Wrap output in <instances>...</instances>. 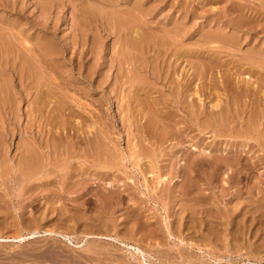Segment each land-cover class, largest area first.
Wrapping results in <instances>:
<instances>
[{"label":"rangeland","instance_id":"obj_1","mask_svg":"<svg viewBox=\"0 0 264 264\" xmlns=\"http://www.w3.org/2000/svg\"><path fill=\"white\" fill-rule=\"evenodd\" d=\"M83 20H84V22H83ZM237 23H239V24H237ZM135 30L137 33L135 32ZM138 32H139V34H138ZM211 32H212V34H214L213 36L211 35ZM216 32L217 33L219 32L218 35L216 34ZM140 33H141V35H140ZM206 33L207 34L209 33V34L207 35ZM133 34H135V35H133ZM137 34L139 36H141L139 38H143V40H141V41H144V42H141L139 40L140 43L135 42L138 45L134 44V41L135 40L138 41V39H139ZM177 35H179L180 37ZM182 35H183V37H182ZM135 36L137 37V39ZM209 36H212L213 39H211V37H209ZM133 37H135V38H133ZM208 38L210 40H208ZM215 38H217L219 41H217ZM225 38L227 40V41L225 40L226 42H224ZM41 39H42V41H41ZM132 39H133V42H132ZM211 40L213 43L211 42ZM204 41H206V42H204ZM229 41H231V42H229ZM0 42H1L0 43V103L3 100L2 102H4V105H5L4 107L6 110L9 109V106H11L10 110L11 109L13 110V108H14L13 106H15V104L17 103L15 108L19 109V111H20L19 114L21 116L20 117L21 121L19 120V123L18 122L17 123H18V125L20 124L19 128L22 129V131L20 130L21 134L18 133V131L15 129V136H14V138H12L11 142L9 141L11 146H10V148H8V154H7L8 157H7V160H5L4 164L7 165V162H8V164L9 163L10 164L7 165L6 167L3 164V166H4L3 167L0 163V264H86V263L87 264H149V263L150 264L151 263L152 264H154V263L155 264H180V263L181 264H264V189H263L264 185H262V183H261V181L264 179V177H263L264 176V163L260 164L258 166L259 168H257L254 171V173L252 172V174L249 175L250 177L251 176H253V177L250 178V177H248V175H245L249 180L246 181L247 178L245 176H240L237 178V180L235 179L234 182H236V184H234V182H233V184L231 182L230 183L231 185L225 184L228 187L227 188L224 187V189H223L224 183H228L225 181H228L227 175L229 173H231V170L228 167H226V169H224V172H225L224 173L222 170L224 168L223 167L221 169L222 172L218 171L219 176L221 173L223 175L221 174L222 176H220V177L217 176V178H219V180H220L217 182V179H215V176L214 177L212 176V175H214L213 170H215V167H213L214 169L212 168V164L210 161L213 160V157H216L217 153L218 154L221 153V155L224 157L227 156L228 160L230 159V161L232 158V160L234 161L236 159L235 157H237V156L233 155L234 156V158H233V156L228 152L229 151L231 152L232 149H233L232 151H234V150H236V147L240 146L239 147L240 148L239 154H241L240 152L244 151V147L243 146L241 147L240 142L234 138H230L228 140V138L226 137L227 139L225 141H224V139L220 138L222 140L218 141V138L214 137L215 141H212V140H214V138L212 139V137L214 136L213 133H212L213 134V136H212V134L208 133L207 131H206V133L205 132H199V131L196 132V129H193L191 131L189 124H186L187 122L189 123V121H188L189 116H187V113L183 112V110L180 109V107L177 106L176 104H174V106L170 105L171 103L169 102V100L172 99L171 98L172 94L170 92L171 89H169V87H168V84H170L169 82H171V81L179 82V80H180V82L182 81L181 84L185 85V79L191 78L188 76L190 74H192V72L194 71V67L196 68V70L199 71V73L203 72V69H204V71H205L203 73L204 77L206 76V72H207L208 78L206 77L207 78L206 79L203 77V79H202V78L196 77L197 79L195 78V81L193 79L192 80L193 83L191 82L192 84L187 88V90L189 88L191 89V90L190 89L188 90L189 93H192L196 90L199 91V89H200L199 92L201 95H199V96L201 98L198 96L194 97L192 95H188L189 93H187V96H189L188 98L186 95L184 97H182V99H184V100L187 99L186 102L191 101L190 97H192V99L195 98L189 103H192V102L195 103L196 102L194 104V107L195 108L197 106L198 107L196 109L194 107L193 108L197 111L199 110L198 108H200L199 106H201L200 109H203V107L204 108L206 107L205 108L206 113L201 116L203 121H207L206 119H209L208 118L209 115H208L207 111H209L208 109L211 108L210 101L213 99L214 90L215 91L217 90L218 94L220 91L221 99H222V107L224 109L225 108L227 109L229 104H226V103L230 102L231 100H228L230 97H228L229 94H228V91L226 89L231 88L230 87L231 82L229 83L226 79L228 77L231 78L233 74H234V76L231 78L233 80H234V78L238 79L239 77L243 80L244 77H246L245 79H247V77H248L249 79H247V80H248L249 85L247 87L253 88V89H251V88L248 89L247 94H248L249 98L247 97V94L245 97H243V100H245L244 103L246 102L245 104H247V103L250 104L252 100L254 101V98L256 100V97H254V96H253L254 98L252 100H250L252 97L251 95L253 94V91L255 90L254 92H256L258 90H260V91L264 90V71L262 70V69H264V0H0ZM221 42H222V44H221ZM33 45H34V47H33ZM44 47H46V48H44ZM154 48H155V50H157L159 48L160 49V50L158 49L159 52L155 51ZM161 48L163 50L166 49L165 51H169V52L165 53L163 50H161ZM136 50H137V52H136ZM160 51H162V53H165L166 56H165V54L162 55V53ZM254 51L255 52L259 51L261 53V55L259 53H255ZM156 52H157V54H156ZM36 54H38V55H36ZM133 55L135 58L133 57ZM249 57L252 58L251 59V61H253L252 63H250ZM241 58L243 59L242 63H244V66L243 65L241 66L242 63L240 62V67H239V72H238L233 68V66H235L236 63H239V60L241 61ZM253 58L256 59L255 61L259 60L258 63L259 64L262 63L263 65L261 64L258 67H256V65H258V64H257V62L254 61ZM177 59H179V60H177ZM260 59H262V60H260ZM37 61H39V62H37ZM142 61H144V62H142ZM206 61H207V63H206ZM220 62H221V64H220ZM254 62L256 63V65L254 64ZM158 63L162 66L159 67ZM191 63L193 66L191 65ZM133 64H135V65H133ZM212 64H214V66H212ZM132 65H133L134 69L132 68ZM138 65H142V66H138ZM154 65H157V66H155L153 68ZM174 65H177V66H175V67H177L176 68L177 70L174 71L175 73L172 72L171 77L169 75V79L171 78V80L168 79L169 82L168 81L165 82L166 80H164V82L167 83L166 84L167 86H164L165 83L162 82L161 80L155 81L156 79L154 80V78L152 77V74L149 75L148 74L149 71L146 72L147 70H150V72L155 71L156 73H154V74H159V70L162 69L161 67H163V69L165 70L166 67L168 68L169 66L172 67ZM229 65H231V67H229ZM238 65L239 64H237V66ZM150 66H151V68H150ZM146 67H147V70L145 71ZM171 67H169V68H171ZM201 67L203 69H201ZM204 67H206L207 70ZM259 67L262 69H260ZM139 68L141 69V71L139 70ZM230 68H231V70H230ZM233 69L235 70V73H234ZM242 69H243V71H242ZM198 71H196V72L198 73ZM240 71H241V73H240ZM186 74H187V76H186ZM228 74L229 75L231 74V75L228 76ZM144 75H146V76H144ZM179 75H180V77H179ZM184 75H185V77H184ZM235 76H237V77H235ZM225 77H226V79H225ZM221 78H223L224 81ZM241 79H239V80H241ZM115 81H117V82H115ZM204 81H206V83ZM210 81H212L211 85H213V86L208 84ZM215 81H219L220 84H218V82H216L217 84H215ZM221 81H222V83H221ZM226 81H227V83H226ZM236 81H238V80H236ZM19 83L20 84L22 83V86H20ZM195 84H197V85H195ZM222 84L224 87L222 86ZM226 84L229 87H227ZM202 85H203L204 89H203ZM214 85H215V87H214ZM172 86H175V85L172 84ZM210 87H214L215 89L211 88V91H210L209 90ZM33 88H34V90H33ZM192 89H195V90L192 91ZM205 89H207V90L205 91ZM19 90L22 91V94L17 93V91H19ZM223 90L227 91V92H223ZM202 91H205L207 93V94L205 93V98L203 96L204 92L201 93ZM221 91H222V93H221ZM257 93H259V91ZM222 94H223V96L225 95L224 98H222L223 97ZM227 94H228V96H227ZM41 95H43V96H41ZM44 96H45V99H47L46 100L47 105H42V103H41V101L44 99ZM168 96H170V97L168 98ZM206 98H209V99L206 100ZM210 98H211V100H210ZM200 99H203L204 101L203 100L201 101ZM246 99L248 101H246ZM162 100H164V101L166 100V101L164 102ZM263 100H264V98L262 99V102H263ZM144 101L147 102V104H149V105H147ZM141 102H144L147 106ZM166 102H167V104H166ZM200 102H202L201 103L202 105L199 104ZM208 102L210 103V105H208L209 104ZM254 102L256 103V102H258V100L254 101ZM204 103L205 104L208 103V104L205 105ZM223 103H224V106H223ZM239 103H241L239 105L242 106V103H243L242 99H240ZM2 104L3 103H1L0 105H2ZM88 104H89V106H88ZM155 104H157V106H155ZM249 104H247V105H249ZM263 104L259 105L260 108L262 107L261 108L262 110L259 108V110L262 111V114L260 113L261 112L260 111V112L256 113L257 117L252 116V117H250L251 119L247 118V115L244 114L242 117L245 120L243 121L242 125L240 123L241 121L238 122L239 123V125H238V123L234 122L231 119V117L228 116L225 112V115L228 116V117H225V120H227V118H229L228 120L230 121L229 122L227 120L226 123H230V124L234 125L235 128L239 129L240 127H242L247 122L246 120H248L249 123H251V120H252L253 121L252 123H254L258 118L259 119L262 118L263 120L260 119V122H262V125H261L262 127H261L260 131H262V129L264 131V128H263V125H264V114H263L264 113L263 112L264 107H263ZM63 105H64V108H63ZM163 105H165L166 107ZM209 106H210V108H209ZM207 107H208V109H207ZM15 108H14V110H16ZM34 108H36L38 110L37 121L39 123L42 121L43 125H42V123H41V125L45 126V128L43 127L44 129L50 127L52 125L50 123L53 122V125H52L53 129L55 128L53 131L56 132L55 134L57 135L58 131L59 132H60V130L63 131L62 128L66 127V130H67L66 131L67 132L66 137L64 136L65 134H63L62 132L59 133L61 137L58 134V137L61 138V141L64 137H65L64 138L65 141H67L66 140L67 138L74 139V137H75V140L77 139L78 144L79 145H80V143L82 144V145H80V147L82 149L85 148V150H83V153L87 152L86 153L87 155L85 154L86 155V158H85L86 163L84 164V162H83V166L85 165L87 172L93 174V175L90 174L91 175L90 179L88 178L89 175L86 176L87 178L86 177L85 178L88 179L87 181L90 182V183L88 182L89 187H92V188L95 187L94 189L95 190L97 189L96 191L93 189L94 191L92 192L93 193L92 195H95L96 197L100 196L101 198L98 197L99 200L94 199L95 197L92 195H89V197L85 196L83 201L82 200H81V202L79 201V204L84 202L83 204L85 205L83 207L81 206L82 208L80 210L77 206V205H79V204H77L78 201L76 199H74L78 195V193H77L78 189L74 190V192H72V193H69L68 194L69 196H67L66 194L64 195V193L61 190H58V187L60 188V186H61V184H59V182L63 183L61 177L58 176V174H56L55 176L53 175L54 179L57 180V183L52 185L51 188H49L47 186H39V185H36L34 187V183L27 184L26 181H24V182L22 181V180H24L25 177L23 175H21L22 173L19 170H17V172L13 170V167L15 166V162H13V163H11V162L14 159L17 160L16 157L20 155V151L18 149L21 147L20 146V145H22L21 143H23V138L25 139V137L26 138L29 137L30 133L31 134L33 133V131H31V130L34 129V132H35L36 128H34V126L31 127L32 121L29 120L30 118H31V120H33L32 117H34V114H33ZM158 109L161 111L159 112ZM39 110H40V112H42V114L39 112ZM211 110H213V108H211ZM31 112H32V115H30ZM152 112L154 115L151 114ZM236 112H238V111H236ZM232 113H230V115ZM39 114H41L40 117H39ZM168 114L169 115L172 114L171 117L168 116ZM131 116H133L134 118H132ZM205 116H206V118H205ZM8 117L9 116H7V119L5 118L6 121L4 119V122L6 124V125L4 124V126L6 129H9L10 131L12 129V131H13V129L15 128V127H13L14 126L13 122H15V121L12 122L11 119L8 120ZM146 117H147V119H146ZM179 117H181V118H179ZM201 117H200V120H202ZM39 118L41 121L38 120ZM144 119H145V121H144ZM254 119H255V121H254ZM28 120L30 122H28ZM43 120H45L46 122L44 123ZM48 120H49V123H47ZM149 120H150V122H149ZM174 120H175V122H174ZM8 121H9V123H8ZM54 121H55V123H54ZM146 121H148L150 123V125H153V127H150L149 123ZM151 121L153 122V124L151 123ZM154 121H156V122L154 123ZM178 121H179V123H178ZM60 123L64 126L61 127ZM147 123H148V125H147ZM7 124L8 125L13 124V125H11V128H7V126H8ZM45 124H47V125H45ZM66 124H67V126H66ZM25 125H27L28 127L30 126L33 129L29 130L28 127H26ZM55 125H57V127H59V128H57ZM94 125L96 126L95 128H94ZM143 125L146 127H144ZM46 126H48V127H46ZM77 126H78V130H77ZM90 126H92V127H90ZM142 126L146 129H144ZM148 126H149V128H148ZM173 126L176 128V130L179 127V132H177L178 130L176 131ZM183 126H185V127L187 126V128H184ZM24 127H26L27 130H25ZM98 128L100 130L97 131ZM147 128L150 129L151 131L147 130ZM141 129L145 130L142 132L143 134L142 133L139 134ZM171 129H173V130H171ZM180 129L182 132H184V130H186V131L184 133H182L180 131ZM187 129H188V131H187ZM56 130H58V131H56ZM68 130H70V131H68ZM76 130L77 131L81 130L82 132L79 131L80 133L79 132L77 133ZM105 130L108 131V134H109L108 136L106 135L107 132ZM132 130H133V132H132ZM194 130H195V132H194ZM93 131H95L94 133L96 135H94ZM101 131H103L105 134L103 135V133ZM263 131L261 133H263ZM87 132H89V133H87ZM145 132L147 133V135ZM165 132H167V133H165ZM171 132H172V135H171ZM176 132H177V134H176ZM186 132L188 133V135L186 134ZM198 132H199V134H198ZM81 133L83 135H81ZM97 133L99 135L101 134L100 137L105 136L104 140H103L104 142L102 140H100L102 138H100ZM112 133H114V134H112ZM84 134L85 135L89 134V135L87 138H84V137H86V136H84ZM111 134H112V136H111ZM132 134H134V135H132ZM182 134L185 137L181 136ZM197 134L198 135L202 134V135L199 136V138H198ZM62 135H63V137H62ZM70 135L73 137L71 138ZM79 135L81 138L79 137ZM93 135L95 137H93ZM210 135L212 137H210ZM110 136H111V138H109ZM141 136H143L145 139L143 137L141 139ZM161 136L163 138H165L166 140H164ZM196 136H197V138H195ZM91 137L93 139H97V142H98V140H99V142L102 141L101 142L102 144L99 143L100 145H102V147L99 145L101 148H103V143H106V144H104L105 146L103 148V151L105 150L104 153H103V151H101L102 149H100V151L102 152L101 154H105V156L107 158L109 157V159H106V157L104 155H102L104 160H101V161L104 162L107 160V161H110L109 162L110 164L98 163L99 161L98 162L94 161V159L96 157L93 159V156L88 154L90 152H91V154L92 153L94 154L93 151H90L92 148L94 149V151H96L95 147H88V149L86 148L87 147V141L91 140L92 139ZM171 137H172V139H173V137H175V138L173 140H171ZM203 138H205V139H203ZM147 139H148V141L146 142L145 140H147ZM64 140L62 142H64ZM83 140H85V141H83ZM158 140H160V142H162V144H160V142H159V143H156L154 145L153 143L158 142ZM203 140H205V141H203ZM230 140H232V141H230ZM113 141L116 142L117 146L115 145V143ZM149 141L153 142V143H150ZM198 141H200V142L198 143ZM207 141H210L212 146H214L216 148L210 147L211 145ZM226 141H227V143H224ZM233 141H234V144H233ZM163 142H164V144H163ZM206 142L208 144H206ZM215 142H217V144H220V145L224 143V145H226V146L222 148L223 145H221V147H220ZM219 142H221V143H219ZM252 142L254 143V141L250 142L251 145L253 144ZM112 143H114V144H112ZM131 143L135 144L136 146L138 145V146L137 147L135 145L132 146ZM143 143H145V145ZM170 143H172L173 145L172 144L169 145ZM213 143H214V145H213ZM150 144H153V145L150 147ZM235 144H237V145H235ZM139 145H140V147H139ZM156 145H158V146H156ZM253 145H255V143ZM253 145H252L253 148L250 147L248 149V147H246L247 148V149H245L246 153L248 151L249 152L247 153L248 155H245V156L246 157L252 156L251 152L253 150L255 152V153L254 152L253 153L257 157L259 155L260 158L258 157V159H257L256 156L253 154L254 157L253 156L250 158L248 157L247 159L250 161L251 158L252 159L254 158L253 159L254 161H258V160L261 161L262 160L261 162H264L263 161L264 160V152H263L264 150L260 151L258 146L256 148V146H253ZM88 146H89V144H88ZM141 146L146 147V148L144 149ZM154 146H156V147L161 146V149L156 148V152H155ZM172 146H173V148H171ZM228 146H230V148H228ZM111 147H112V150L110 152L109 149H111ZM200 147H202V148L200 149ZM209 147L211 149H209ZM232 147H234L235 149ZM113 148H114V150H113ZM133 148L136 152H140L141 155L143 154V157H141V155L139 153L138 154L133 153L134 152ZM137 148H138V151H137ZM141 148H142V150H144V152L141 150ZM225 148H228V152L226 151L227 149H225ZM171 149H173V151ZM202 149H204L203 151H205L206 153L201 151ZM213 149H214V151H212ZM217 149H218V152H216ZM219 149L220 150L223 149V151L221 150V152H220ZM241 149H242V151H241ZM250 149H252V150H250ZM62 150H64V148ZM107 150H109V151H107ZM131 150H133V152ZM157 150L159 151V153ZM160 150L162 152V155H159L160 159H158L159 157L156 158V156H153L155 158H152V159L150 158L152 156V154H154V152H155V155L161 154ZM198 151H201V153L200 152L198 153ZM210 151H212V152H210ZM145 152L147 153V155H149V157H147V155H146L147 160L146 159L144 160ZM223 152H225V153L223 154ZM226 152L228 153V155L230 154L231 156L228 157V155H225V154H227ZM15 153L17 154V156L15 155ZM18 153H19V155H18ZM112 153H113V156L111 155ZM203 153H204V155H203ZM211 153H213V155L215 153L216 154L212 157ZM246 153L243 152V154H246ZM58 154H59L58 157L59 156L60 157H59V159H57V156H56L55 162L56 161L57 162L60 161V162L59 163L56 162L57 164L55 163L56 164L55 166H57V168L67 169L66 166L69 163H67L66 165L64 163H65V161L68 162V161L72 160V158L67 157V155H65V152H63V153L60 152ZM106 154H109V155L107 156ZM114 154H116V155H114ZM119 154H121V155H119ZM166 154L167 155L171 154V155L166 156ZM197 154L198 155L200 154V156H198ZM201 154L203 156H201ZM206 154H209L210 157H209V155L207 156ZM129 155H135L137 157L132 156V159H131V156L129 157ZM191 155L192 156L197 155L196 156L197 158L195 156L194 157L196 159H198V157L201 159H198L196 161L194 159V157H192ZM115 156L118 158L115 159L114 158ZM119 156H121V158L123 156V159L119 158ZM125 156H126V158H124ZM138 156H140V157L138 158ZM165 156H166V158L164 161L163 159ZM173 156H175V159ZM187 156H190V157H187ZM205 156L207 157V159L204 158ZM218 156H220V155H218ZM245 156H244V158H245ZM87 157L88 158L91 157L92 159L89 158V159H91L89 161V160H87L88 159ZM161 157H163V159ZM170 157L174 160V162L176 163L177 166L174 164V162H172L173 160L170 159ZM111 158L112 159L114 158V160H117V161H118V159H120V164H118V162H115V161L111 162V160H110ZM141 158L143 159V161H145V163L142 162ZM191 158H193V159H191ZM208 158L209 159L211 158V159L209 160ZM244 158L241 159V157H240L239 160H241V161L245 160L246 161L247 159H244ZM124 159H125V161H122ZM167 159H170V160L167 161ZM237 159L235 161H237L240 164L247 162V161L241 162V161H238ZM126 160H128V161H126ZM184 160H187L188 163ZM200 160H201V162H200ZM1 161H2V159H0V162ZM160 161H162V162H160ZM179 161H180V163L185 162L190 166L192 164L191 162H193V161H195V163H202V161L203 162L209 161L211 168H210V166H208V168L210 170L213 169L211 171L213 174L210 172V174H211L210 179H208L209 177H207L210 174L208 173L209 169H207L206 166L201 167V170L199 169L200 167H198V170H200L201 173L199 171L200 175L198 174V176H197V172H196V177H195V178H198L200 176L202 178L201 175H203L204 183L207 185L203 184V181H202L203 179L201 180L200 177H199V179H196V181H195L196 183L198 182L199 184H196V183L194 184L193 180L195 178L193 180L191 178L187 179L186 178L188 176L187 173H185L186 175H184V176H186L185 177L186 179L183 177L184 181H183V178H181L182 181H177L178 183L177 182L174 183L176 181V177H174V176L177 175L178 170H179L178 168H179V166H181V164L179 165ZM87 162H89V164ZM124 162H125V164H124ZM156 162H158L161 165H159ZM167 162L173 163L170 166V167H172L174 165L172 167V169L170 167H169V169L166 168V167H168V166H166L168 164ZM60 163H63V164H60ZM121 163L124 165H122ZM136 163H138V164H136ZM146 163L150 164V166H147ZM234 163L235 162L231 161V164H233V166H234ZM105 164L107 166V169L112 168V170H113L112 173L114 172L112 175H110L111 170L110 171L107 170L105 168L106 166L101 169V167H103V165H105ZM114 164L117 165L118 167L116 166V168H115ZM153 164L155 167L154 166L151 167ZM156 164L159 165L162 170L159 168V166L157 167ZM87 165H89L91 169L89 167H87ZM99 165L101 166L100 168H99ZM168 165H170V164H168ZM193 165H194V162H193ZM144 166L147 167V169ZM92 167L95 169L93 171L96 173H99V174L92 172ZM133 167H135L136 169ZM148 167H150L151 169L153 168V170H154V172H152V174H154V175H152L153 177L150 176L151 175V173H150L151 169H149ZM96 168H98V170ZM122 168L123 169L125 168V171L122 170ZM195 168L197 169V167H195ZM14 169H15V167H14ZM61 169H59V170H61ZM100 169L102 171H99ZM104 169H106L107 171ZM127 169H128V171H126ZM138 169H139V171L144 170L143 173L141 172L142 175H140L141 173L138 171ZM140 169H142V170H140ZM145 169L148 172L149 171L150 172L149 173L147 171L145 172ZM103 170L106 172H103ZM132 170H133V173L134 172H136V173L133 174ZM160 170H161V172L158 174L159 176L155 177V174L157 175V173ZM165 170H166V173H167V171L170 172L172 170H175L174 172L172 171V173L175 174V172H176V174L175 175L171 174V176L173 175L172 177L168 176V174H170L171 172L170 173L168 172L166 174L164 172ZM202 171L204 174L202 173ZM94 174L96 176L99 175V177H97L98 179L96 178L95 180H92L93 178H95ZM114 174L117 177H115ZM124 174H126V175L124 176ZM136 174H137V176H136ZM160 174H162L161 175L162 177L160 176ZM163 175H164V177H163ZM205 175H206V177H205ZM258 176H260V177H258ZM141 177H143L142 180H141ZM154 177H155V179H154ZM165 177H166V180L168 178L167 182H165L166 181ZM211 177L214 178V181L212 180ZM223 177H224V179H222ZM244 178H245V181H244ZM59 179H61V180L58 182ZM105 179H106L107 183H104ZM120 179H121L122 184L120 183ZM124 179H125V182H124ZM66 180L68 182V179H66ZM66 180H65V183H66ZM100 180L103 181V182L102 181L101 182H102V184H105V186L102 185L101 183H99ZM163 180H165V181H163ZM186 180L188 183L186 182ZM190 180H192L191 184H192L193 189L192 188L191 189L193 190L194 193L192 191H190V189H189L190 193L187 192L188 191V185H190L189 184ZM113 181H114L113 185L120 183L121 185H119V186L121 188L125 189L124 193L122 192V195L124 196V200H122L121 202H118V203L122 204V206L120 204L119 205L116 204L118 207L120 206L119 208L118 207L116 208L114 206V203L112 204L110 202L109 204H107L108 201H110V200L113 201L112 199L116 194L114 191L111 192L112 188H110V186L112 185L111 182H113ZM129 181L133 185L131 183H129ZM237 181L240 184H237ZM250 181L252 183L255 181L256 182L258 181L257 183L256 182L255 183L257 184V186L262 185L261 190L262 189L263 190L260 191L259 190L260 187H257L255 185H250V184H252V183H250ZM138 182H139V184H138ZM163 182H164V184H163ZM262 182L264 184V180ZM98 183H99V185H97ZM109 183H111V184H109ZM125 183H126V185L127 184H129V185H127V187H126ZM140 183H142V185ZM159 183H160V185H158ZM186 183L188 184L187 186L185 185ZM245 183H248L247 186ZM30 184H32L31 187L33 186V188H30ZM161 184H163V185L161 186ZM173 184H175V185L177 184L176 185L177 191L174 193V194H176L174 197H178V198H172L171 197L168 200L167 198H169V196H170V195H168V189L170 190L169 193L172 190H174ZM208 184H210V185H208ZM55 185H56V187L57 186L58 187L56 188ZM108 185H109V187H108ZM135 185H136V187H135ZM151 185L152 186L156 185V186H154V190L152 189L153 187L151 188ZM182 185H184L183 187L185 189L179 188ZM199 185L203 186V189ZM97 186H98V188H97ZM103 186H104L105 191L103 189H101V188H103ZM122 186H125L126 188H124ZM128 186H130V187L128 188ZM147 186L150 187L149 188L150 190L147 188ZM158 186H159V188H158ZM194 186L200 188L201 191H200V189L195 188ZM207 186L209 187L208 189H207ZM254 186H255V188H254ZM249 187L250 188L253 187L254 190H253V188H251L252 191H250L251 189ZM131 188H133L134 190ZM235 188H237L238 190L241 188L240 189L241 191L239 190L241 193L239 191L236 193L237 189H235ZM139 189H140V191H139ZM180 189L181 190L184 189V190L181 192ZM186 189H187V191H186L187 193L184 192ZM75 191H76V193H75ZM128 191H129V193H128ZM198 191H200L202 194ZM222 191H224V193H222ZM41 192H43V193H41ZM130 192H132L131 197H130V194H131ZM137 192H138V194H136ZM155 192H158V193L156 194ZM49 193H50V196H49ZM98 193H100V194H98ZM112 193H114V194H112ZM151 193H153V196ZM196 193H198V195L199 194L200 195L197 196V195H195ZM239 193H240V195H239ZM105 194H108V195L106 196ZM126 194L127 195L129 194V196L126 197L125 196ZM146 194H148V195H146ZM192 194H194V196ZM111 195H113V196L111 197ZM138 195H140V196H138ZM189 195L190 196L192 195L194 198L192 199ZM104 196L111 197V198H105V199H107V201L105 202V201H103ZM116 196H117V194H116ZM136 196H138V197H136ZM155 196L157 198H159L158 203H157V199L155 198ZM91 197L93 199V202H91L92 201ZM125 197L127 199L128 198L129 199L127 200L128 201L127 203L123 204L124 203L123 201H125ZM140 197H141V199L144 200V202H143L144 204L140 203L139 200L137 199ZM148 197H149V199H148ZM152 197H153V199H152ZM198 197H200V198H198ZM134 198H136L138 201L135 200ZM160 198H163L162 201ZM165 198H166V200H168V202L165 200V203H164ZM86 199H88V200H86ZM130 199H132L134 201L131 202ZM154 199H156V200H154ZM178 199H179V201H178ZM96 200L98 201V203H96L97 202ZM171 200L173 202H170ZM181 200H184L183 205H182L183 201H181ZM86 201H88V202H86ZM136 201L139 204L138 206H137V203L135 204ZM49 202H50V204H49ZM179 202H180V204H178ZM103 203H104V205H103ZM155 203H156V205H155ZM167 203H169L170 205ZM171 203H173V205H175V206L171 205ZM175 203L178 205H176ZM191 203L193 204V206L198 205V207L197 206H195V207L201 208L199 210H202L203 212H205L207 214V215L205 213L201 214L202 211H199L197 209L198 213L199 212H201V213H199V214L197 213L196 216H199L198 218L196 217L197 219H195V216H194L195 225L193 224L194 220H193V218H191L192 216H190L188 218V216L191 215V214H189L190 212L187 211V213H188L187 214L185 212L186 208L184 209L185 204H190L189 206H192ZM128 204H129V206H128ZM133 204L135 205V207ZM199 204H202V206ZM205 204L209 205V207L212 206V210L210 208V211H209L208 206H207L208 209H205V208H207V207H205L206 206ZM51 205H52V207H51ZM96 205H98V206H96ZM132 205L134 208L132 207ZM141 205H142L143 209H147V210H142L141 207L137 208ZM143 205H145V206L143 207ZM179 205L183 206V208L180 206L181 211L179 213H182V212L185 213L184 217L182 215L183 213L181 215H179V216L183 217V218L179 217L180 219L177 217L178 214L176 213V211H175L176 217H175L174 212H173V214L171 212V211L176 210L174 208L178 207ZM101 206H103V207L101 208ZM107 206L109 207V209H106ZM112 206H114L113 209L116 211L113 210L114 212H112ZM159 206H160V208H159ZM189 206L186 205V207H189ZM60 207H62V208L60 209ZM126 207L128 209L131 207L132 209L130 208L128 210ZM161 207L166 208L167 211H166V209L162 210L163 208H161ZM169 207H171V209H173V210H169L170 209ZM203 207H205V208H203ZM54 208H56V209L54 210ZM105 209L108 210V212ZM133 209L138 211L139 214L142 212L140 214V216H141V220H144V221H149L151 219L155 220L157 217H158L157 219H160L162 216V219L166 220L167 227H169L168 229H170L169 230L170 232H172V230H175L177 227L176 232L174 231L175 235L172 232L173 238L172 237L167 238L168 239L167 240L164 238L165 235L164 236L162 235L163 237H159V236H155V235H154V237L152 235L150 236L149 229L153 230L158 225L155 227L154 226H148L147 228L145 227V228H143L142 233L140 231L141 234L140 233L137 234L138 233L137 231H133L134 226H132V224L134 223V225H135L137 218L140 219V216H138L139 214L136 211H134ZM204 209L207 210L208 213ZM103 211L107 212L108 215H107V213H103ZM119 211L122 212V214L121 213H119V214L115 213V212H119ZM156 211H158L157 212L158 214L155 213ZM60 212H62V213L66 212V213H64V216H66V217L68 215L72 216L74 213L77 216V219L75 218L76 222H74L75 219H73V217L71 218V216H68L70 219L66 222V224L63 222V225H62L58 221V216L62 214ZM144 212L146 215L144 214ZM166 212L167 213L170 212V214H166ZM210 212H211V214H209ZM50 213H51V215H50ZM109 213H111V214H109ZM127 213L128 214L131 213L132 216H134V214H135V217L130 216V214L128 216ZM214 213L216 214V217L214 216L215 215ZM136 214H138V215H136ZM56 215H57V217H56ZM208 215H210V216H208ZM40 216H41V218H40ZM46 216H48V217H46ZM64 216H63V218H64ZM79 216L81 217V220L84 219L85 217L87 219L85 218L86 220L80 221ZM96 216H97V218H95ZM98 216H99V218H98ZM212 216H213V218H212ZM92 217L94 218L95 222H94ZM116 217H118V218H116ZM173 217H174V219H173ZM134 218H136V219H134ZM142 218H145V219H142ZM185 218H187L188 220ZM72 219L74 221H72ZM175 219L177 221L182 219L181 220L182 222L181 221L177 222ZM189 219H191L193 221H191ZM213 219H215L216 221ZM87 220H89V221H87ZM200 220H202V221H200ZM77 221L80 223H78ZM171 221L175 225H176V223L177 224L179 223L180 225H178V226L174 225L173 226ZM197 221L202 225H200L199 223L196 224ZM81 222H83L82 225H81ZM87 222H90V223L88 224ZM188 222H189V224H188ZM73 223H74V225H73ZM113 223L115 224V226ZM117 223L119 224V226L121 228L119 230L117 229V228H119V226L118 227L116 226ZM183 223H185V227L181 226V224L183 225ZM186 223H187V225H186ZM190 223H192V225ZM91 224L92 225L94 224V225L92 226ZM164 224H165V222H164ZM169 224L171 226L175 227V229L171 230ZM104 225H106V226H104ZM110 225H112L114 227H112ZM200 226H202V227H200ZM83 227L85 229H83ZM108 227H110L109 229L110 230L112 229V230L110 231L109 229H107ZM167 227L164 226V230L161 231V234L166 233ZM192 227H193V229L194 228L195 229L193 230ZM54 228H55V230L57 229V231L59 232V233L57 232L58 233L57 235L56 234L54 236L49 235L45 231L47 229H49V230L53 229L54 230ZM98 228H100V229H98ZM115 228H116V230H115ZM108 230L110 231L109 234H108V232H109ZM183 230H184V232H183ZM35 231H36V233H38V232L39 233L38 234L35 233V235H33L32 233ZM177 231L180 234L183 232L182 233L183 235L182 234L178 235ZM206 232H207V234H206ZM63 233L65 235H67V237H64ZM86 233H87V235H86ZM101 233L105 234V236L110 235L113 237H116V235H118L116 238L123 240V243H126L127 247L125 246V244H122L120 242H116V241L109 240V239L106 240V238L104 240V235H101ZM134 233H136V235ZM147 233H148V235H147ZM176 233H177V235H176ZM190 234H193V235H190ZM61 235L63 237H61ZM68 235H69V238H68ZM19 236L22 239H19ZM175 236H176V239L174 238ZM210 236L213 238H211ZM177 237L179 240L177 239ZM157 238H159V239L156 240ZM163 238H164V240H162ZM181 238L182 239L185 238L184 243L182 242L183 240ZM209 238H210V240H209ZM187 241H189V242H187ZM165 242H167V243H165ZM185 242H186V244H185ZM136 245H138V246H136ZM128 246L140 247V249L142 248V250L145 252V256L143 257V256L139 255V256L133 257L132 256V250L131 249L129 250ZM181 252H182V254H181ZM183 252H184V254H183ZM173 253H175V254H173ZM180 254L182 256L184 255L183 256L184 259L182 258V256ZM167 255H168V257H167ZM186 255H188V256H186ZM191 257H193V259ZM189 258H191V259L189 260Z\"/></svg>","mask_w":264,"mask_h":264},{"label":"bare ground","instance_id":"obj_2","mask_svg":"<svg viewBox=\"0 0 264 264\" xmlns=\"http://www.w3.org/2000/svg\"><path fill=\"white\" fill-rule=\"evenodd\" d=\"M60 2V1H59ZM72 9V8H71ZM110 14V13H109ZM138 14V13H137ZM240 16V15H239ZM84 17V16H83ZM147 17V16H146ZM224 17V16H223ZM233 17V16H232ZM80 19V18H79ZM83 22H84V20H83ZM237 24H239V23H237ZM82 26V25H81ZM252 27V26H251ZM150 29V28H149ZM212 29V28H211ZM138 30V29H137ZM160 30V29H159ZM226 30V29H225ZM134 31V30H133ZM132 31V32H133ZM135 32H136V30H135ZM137 33V32H136ZM174 33V32H173ZM183 33V32H182ZM210 33V32H209ZM208 33V34H209ZM219 33V32H218ZM218 33L216 32V34L218 35ZM138 34H139V32H138ZM137 34V35H138ZM207 34V33H206ZM207 34V35H208ZM225 34V33H224ZM133 35H135V34H133ZM136 35V36H137ZM140 35H141V33H140ZM175 35V34H174ZM211 35L213 36L214 34H212V32H211ZM131 36V35H130ZM135 36V37H136ZM177 36H179V35H177ZM212 36H209V37H211V39H213L212 38ZM129 37V36H128ZM135 37H133V38H135ZM139 37H141V36H139L138 35V38ZM180 37V36H179ZM182 37H183V35H182ZM181 37V38H182ZM220 37V36H219ZM168 38V37H167ZM223 38V37H222ZM136 39H137V37H136ZM206 39V38H205ZM217 41H219L217 38H215ZM220 39V38H219ZM31 40V39H30ZM135 40V39H134ZM139 40L141 41V40H143V38H139L138 39V41H134V44H136L137 42L138 43H140L139 42ZM148 40V39H147ZM208 40H210L209 38H208ZM226 40V38L224 39V42H226L225 41ZM229 40V39H228ZM12 41V40H11ZM41 41H42V39H41ZM150 41V40H149ZM174 41V40H173ZM199 41V40H198ZM233 41V40H232ZM132 42H133V39H132ZM136 42V43H135ZM141 42H144V41H141ZM202 42V41H201ZM204 42H206V41H204ZM211 42H212V40H211ZM229 42H231V41H229ZM1 43V42H0ZM166 43V42H165ZM171 43V42H170ZM174 43V42H173ZM200 43V42H199ZM213 43V42H212ZM177 44V43H176ZM195 44V43H194ZM208 44V43H207ZM210 44V43H209ZM221 44H222V42H221ZM231 44V43H230ZM41 45V44H40ZM45 45V44H44ZM136 45H138V44H136ZM171 45V44H170ZM2 46V45H1ZM38 46V45H37ZM47 46V45H46ZM163 46V45H162ZM169 46V45H168ZM200 46V45H199ZM222 46V45H221ZM224 46V45H223ZM226 46V45H225ZM31 47V46H30ZM33 47H34V45H33ZM158 47V46H157ZM183 47V46H182ZM205 47V46H204ZM17 48V47H16ZM44 48H46V47H44ZM50 48V47H49ZM48 48V49H49ZM142 48V47H141ZM147 48V47H146ZM166 48V47H165ZM221 48V47H220ZM29 49V48H28ZM43 49V48H42ZM134 49V48H133ZM132 49V50H133ZM159 49V48H158ZM155 50V48H154V50L155 51H157V52H159V50ZM207 49V48H206ZM152 50V49H151ZM153 50V51H154ZM161 50H163L162 48H161ZM166 50V49H165ZM165 50H163L165 53L166 52H169V51H165ZM169 50V49H168ZM233 50V49H232ZM48 51V50H47ZM130 51V50H129ZM135 51V50H134ZM239 51V50H238ZM41 52V51H40ZM44 52V51H43ZM121 52V51H120ZM136 52H137V50H136ZM150 52V51H149ZM157 52H156V54H157ZM161 53H162V51H160ZM181 52V51H180ZM255 52V51H254ZM35 53V52H34ZM37 53V52H36ZM165 53H162V55L163 54H165ZM201 53V52H200ZM204 53V52H203ZM255 53H259L260 55H261V53L258 51V52H255ZM94 54V53H93ZM171 54V53H170ZM175 54V53H174ZM213 54V53H212ZM242 54V53H241ZM250 54V53H249ZM36 55H38V54H36ZM49 55V54H48ZM176 55V54H175ZM182 55V54H181ZM246 55V54H245ZM257 55V54H256ZM165 56H166V54H165ZM197 56V55H196ZM240 56V55H239ZM40 57V56H39ZM47 57V56H46ZM133 57H134V55H133ZM210 57V56H209ZM135 58V57H134ZM133 58V59H134ZM186 58V57H185ZM243 58V57H242ZM241 58V61L239 60V63H236V65L235 66H233V68L236 70V71H238L239 72V67H240V62L242 63V60L244 59H242ZM246 58V57H245ZM259 58V57H258ZM181 59V58H180ZM247 59V58H246ZM249 59H250V63H252L253 61H251V59L252 58H250L249 57ZM254 59V58H253ZM43 60V59H42ZM48 60V59H47ZM113 60V59H112ZM177 60H179V59H177ZM218 60V59H217ZM256 59H254V61H255ZM260 60H262V59H260ZM124 61V60H123ZM133 61V60H132ZM259 61V60H258ZM258 61H255V62H257V64L258 65H256V63L254 62V64L256 65V67H258L259 65H261L262 63H258ZM37 62H39V61H37ZM116 62V61H115ZM121 62V61H120ZM142 62H144V61H142ZM163 62V61H162ZM202 62V61H201ZM262 62V61H261ZM47 63V62H46ZM50 63V62H49ZM134 63V62H133ZM161 63V62H160ZM166 63V62H165ZM195 63V62H194ZM193 63V64H194ZM200 63V62H199ZM206 63H207V61H206ZM210 63V62H209ZM208 63V64H209ZM233 63V62H232ZM249 63V62H248ZM41 64V63H40ZM131 64V63H130ZM159 64V63H158ZM157 64V65H158ZM217 64V63H216ZM215 64V65H216ZM220 64H221V62H220ZM237 64H239L238 66H237ZM133 65H135V64H133ZM133 65H132V68H133ZM137 65V64H136ZM143 65V64H142ZM142 65H138V66H142ZM157 65H154L153 66V68L155 67V66H157ZM178 65V64H177ZM177 65H174V66H169V67H171V68H167L166 66V68H165V70L163 69V67H161L162 69H160L159 70V74H154V73H156L155 71L153 72H150V70H147V67L145 68V71L146 72H148V74L149 75H151L152 74V77L154 78V80L155 81H157V80H161L162 82H164V80H166L165 82H167L168 81V79H169V75H170V77H171V74H172V72H174L175 70H177L176 68L177 67H175V66H177ZM190 65V64H189ZM191 65H192V63H191ZM203 65V64H202ZM201 65V66H202ZM206 65V64H205ZM233 65V64H232ZM244 66V63H242L241 64V66ZM251 65V64H250ZM263 65V64H262ZM159 67L160 66H162V65H158ZM179 66V65H178ZM193 66V65H192ZM191 66V67H192ZM197 66V65H196ZM212 66H214V64H212ZM137 67V66H136ZM135 67V68H136ZM158 67V68H159ZM182 67V66H181ZM229 67H231V65H229ZM255 67V66H254ZM261 67V66H260ZM259 67V68H260ZM150 68H151V66H150ZM205 69H206V67H204ZM212 68V67H211ZM134 69V68H133ZM132 69V70H133ZM198 69V68H197ZM201 69H203L202 67H201ZM233 69V70H234ZM246 69V68H245ZM260 69H262V68H260ZM15 70V69H14ZM139 70L141 71V69L139 68ZM180 70V69H179ZM207 70V69H206ZM230 70H231V68H230ZM235 70H234V73H235ZM241 70V69H240ZM249 70V69H248ZM263 71H264V69H262ZM144 71V72H145ZM196 71H198V70H196V68L194 67V71L192 72V74H190L188 77H191V78H187V79H185V85L184 84H181L182 83V81L180 82V80H179V82H175V81H171V82H169L170 84H168V87H169V89H171L170 90V92H171V94H172V96H171V98L172 99H170L169 100V102L171 103L170 105L171 106H174V104H176L177 106H179L180 107V109H182L183 110V112H186L187 113V116H189L188 118H189V123L187 122L186 124H189V127H190V129H191V131L193 130V129H196V132L197 131H199V132H205L206 133V131L208 132V133H210V134H214V136H213V134H212V136L210 135V137H212V139L214 138V137H216V138H218V141L219 140H222V139H224V141L228 138V140L230 139V138H234V139H236L237 141H239L240 142V144H241V147L243 146L244 147V153H246V150L245 149H247L246 147H248V149L250 148V147H252V145L255 143V145H253V146H256V148H257V146L259 147V150L261 151V150H264V131H263V129H262V131H263V133H261L262 131H260V129H261V125H262V122H260V119H262V118H258L256 121H255V119H254V123H252L253 121L251 120V123H249L248 122V120H246L247 122L242 126V127H240L239 129H237V128H235V126L234 125H232V124H230V123H226V121L229 119V118H227V120H225V117H228V116H230L231 117V119L234 121V122H236V123H238V122H240L241 123V125H242V123H243V121L245 120L242 116L245 114V115H247V118H250V117H252V116H255V117H257L256 116V113H258V112H260L262 109V107L260 108V106L259 105H262L263 103H264V100H263V102H262V99L264 98V90L263 91H260V90H258L259 91V93H257L258 91H256V92H254L253 90V94L251 95L252 97H251V99L250 100H252L254 97H256V100H258V102H254V101H256L255 100V98H254V101L252 100L251 101V103L249 104V103H247V104H249V105H247V104H245L244 103V101L245 100H243V97H245L246 96V94L248 93V89H250V88H248L247 86L249 85L248 84V80L247 79H249L248 77H247V79H245L246 77H244L243 78V80L239 77L238 79H236V78H234V80L233 79H231L233 76H234V74L232 75V77L230 78V77H228V76H230L229 74H228V78L226 79V77H225V79L230 83L231 82V85H230V87L231 88H228V89H226L227 91H228V94H229V96H228V94H227V96L228 97H230L228 100H231L230 102H225L226 104H229L228 105V107H227V109L225 108H223L222 107V99H221V94H220V91H219V94L217 93V90L215 91L214 90V95H213V101L211 100V98H210V100L212 101H210V103H211V108H213V110H211V108H210V106H209V108L210 109H208V107H207V109L209 110V111H207L208 112V118L209 119H206L207 121H203V119H202V115H204L205 113H206V110H205V108L203 107V109H200L201 108V106H199L200 108H198L199 110L197 111V110H195L196 108L194 107V104L196 103H194V102H192V103H189V102H191L193 99H195V98H193L192 99V97H190L191 98V101H189V102H186L187 101V99L186 100H184V99H182V97H184L185 95L187 96V93H189V89L187 90V88L193 83L192 82V80L194 79V81H195V78L196 77H199V78H202L203 79V77H204V69H203V72H201V73H199V71H198V73L196 72ZM242 71H243V69H242ZM262 71V72H263ZM116 72V71H115ZM143 72V73H144ZM232 72V71H231ZM131 73V72H130ZM175 73V72H174ZM226 73V72H225ZM240 73H241V71H240ZM260 73V72H259ZM147 74V75H148ZM251 74V73H250ZM148 75V76H149ZM164 75V76H163ZM226 75V74H225ZM144 76H146V75H144ZM186 76H187V74H186ZM237 76H235V77H237ZM252 76V75H251ZM134 77V76H133ZM179 77H180V75H179ZM184 77H185V75H184ZM207 77V72H206V76L204 77V78H206ZM198 78V79H199ZM208 78V77H207ZM206 78V79H207ZM263 78V77H262ZM26 79V78H25ZM24 79V80H25ZM28 79V78H27ZM132 79V78H131ZM139 79V78H138ZM173 79V78H172ZM197 79V78H196ZM201 79V80H202ZM213 79V78H212ZM211 79V80H212ZM222 80H223V78H221ZM238 80V81H236V80ZM239 79H241V80H239ZM36 80V79H35ZM169 80H171V78L169 79ZM182 80V79H181ZM217 80V79H216ZM203 81V80H202ZM213 81V80H212ZM212 81H210L208 84H212ZM224 81V80H223ZM227 81H226V83H227ZM45 82V81H44ZM115 82H117V81H115ZM164 82V83H165ZM184 82V81H183ZM192 82V83H191ZM205 83H206V81H204ZM216 82H218V84H220L219 83V81H215V84H217ZM40 83V82H39ZM129 83V82H128ZM163 83V84H164ZM200 83V82H199ZM204 83V84H205ZM221 83H222V81H221ZM233 83V84H232ZM20 84V83H19ZM32 84V83H31ZM116 84V83H115ZM133 84V83H132ZM167 83H165L164 84V86H167L166 85ZM172 84H174L175 86H172ZM247 84V85H246ZM195 85H197V84H195ZM201 85V84H200ZM207 85V84H206ZM227 85V84H226ZM225 85V86H226ZM256 85V84H255ZM20 86H22V83L20 84ZM43 86V85H42ZM193 86V85H192ZM211 86H213V85H211ZM217 86V85H216ZM222 86H223V84H222ZM221 86V87H222ZM202 87H203V85H202ZM201 87V88H202ZM209 87V86H208ZM214 87H215V85H214ZM214 87H210V91H211V88H214ZM224 87V86H223ZM227 87H229L228 85H227ZM26 88V87H25ZM28 88V87H27ZM32 88V87H31ZM40 88V87H39ZM49 88V87H48ZM162 88V87H161ZM207 88V87H206ZM260 88V87H259ZM44 89V88H43ZM116 89V88H115ZM154 89V88H153ZM199 89V88H198ZM203 89H204V87H203ZM208 89V88H207ZM207 89H205V91L207 90ZM215 89V88H214ZM223 89V88H222ZM251 89H253V88H251ZM258 89V88H257ZM256 89V90H257ZM23 90V89H22ZM25 90V89H24ZM29 90V89H28ZM33 90H34V88H33ZM67 90V89H66ZM191 90V89H190ZM195 89H192V91H194ZM202 90V89H201ZM213 90V89H212ZM31 91V90H30ZM45 91V90H44ZM140 91V90H139ZM146 91V90H145ZM151 91V90H150ZM199 91H200V89H199ZM198 90H196V91H194V92H192V93H189L188 95H192V96H194V97H200L199 95H201L200 94V92H199ZM205 91H202L201 93H203L202 95L204 96V98H205ZM227 91H224L223 90V92H227ZM38 92V91H37ZM41 92V91H40ZM191 92V91H190ZM17 93H21L22 94V91L21 90H19V91H17ZM147 93V92H146ZM199 93V94H198ZM221 93H222V91H221ZM231 93V94H230ZM207 94V93H206ZM224 94V93H223ZM223 94H222V96H223ZM138 95V94H137ZM28 96V95H27ZM41 96H43V95H41ZM123 96V95H122ZM148 96V95H147ZM151 96V95H150ZM210 96V95H209ZM225 96V95H224ZM224 96L222 97V98H224ZM250 96V95H249ZM254 96V97H253ZM143 97V96H142ZM170 96H168V98H169ZM189 96H187V98H188ZM227 97V98H228ZM247 97H248V94H247ZM246 97V98H247ZM43 98V97H42ZM140 98V97H139ZM147 98V97H146ZM149 98V97H148ZM156 98V97H155ZM166 98V97H165ZM201 98V97H200ZM203 98V97H202ZM226 98V97H225ZM249 98V97H248ZM49 99V98H48ZM162 99V98H161ZM198 99V98H197ZM207 99H209V98H206V100ZM240 99H242V101H243V103H242V106L241 105H239V104H241V103H239V101H240ZM245 99V98H244ZM261 99V100H260ZM18 100V99H17ZM32 100V99H31ZM47 99H45V96H44V99L41 101V103H42V105H47V101H46ZM57 100V99H56ZM201 101L203 100V99H200ZM225 100V99H224ZM3 101V100H2ZM1 101V103H3L2 105H0V159H2V161L0 162L1 163V165L3 166V164H4V162H5V160H7V154H8V148H10V143H9V141L11 142V140H12V138H14V136H15V129L18 131V133H20V130L22 131V129H20L19 128V125H18V123H19V120H20V114H19V109L18 108H15L16 107V104H15V106H13L16 110H14V108H13V110L11 109L10 110V108H11V106H9V109L8 110H6L5 109V105H4V102H2ZM11 101V100H10ZM39 101V102H40ZM66 101V100H65ZM140 101V100H139ZM162 101H164V100H162ZM166 101V100H165ZM164 101V102H165ZM197 101V100H196ZM204 101V100H203ZM246 101H248L247 99H246ZM260 101V102H259ZM145 102V101H144ZM144 102H141V103H144ZM156 102V101H155ZM163 102V103H164ZM0 103V104H1ZM146 104H147V102H145ZM144 103V105H146ZM202 102H200L199 104H201ZM209 103V102H208ZM207 103V104H208ZM210 103L208 104V105H210ZM259 103V104H258ZM262 103V104H261ZM62 104V103H61ZM159 104V103H158ZM166 104H167V102H166ZM205 104V103H204ZM207 104H205V105H207ZM37 105V104H36ZM147 105H149V104H147ZM146 105V106H147ZM202 105V104H201ZM204 105V106H205ZM39 106V105H38ZM62 106V105H61ZM88 106H89V104H88ZM155 106H157V104H155ZM163 106H165V105H163ZM176 106V107H177ZM223 106H224V103H223ZM35 107V106H34ZM67 107V106H66ZM144 107V106H143ZM166 107V106H165ZM170 107V106H169ZM195 109H194V108ZM263 107H264V104H263ZM63 108H64V105H63ZM75 108V107H74ZM149 108V107H148ZM259 108L261 109V110H259ZM178 109V108H177ZM10 110V111H9ZM159 110V109H158ZM175 110V109H174ZM179 110V109H178ZM264 110V109H263ZM59 111V110H58ZM157 111V110H156ZM161 110H159V112H160ZM236 111H238V112H236ZM27 112V111H26ZM30 112V111H29ZM37 112H38V110L36 109V108H34V112H33V114H34V117H32V119L33 120H31V118L29 119L30 121H32V126L31 127H33L34 126V128H36L35 129V132H34V129L33 128H31L30 126L28 127L27 125H25L26 127H28V129L29 130H31V129H33V130H31V131H33V133L31 134L30 133V136L29 137H25V139L23 138V143H21L22 145H20L21 147L18 149L19 151H20V155H19V153H18V155L19 156H17V154L15 153V155L17 156L16 157V159L17 160H13L11 163H13V162H15V169H14V167H13V170L14 171H16L17 172V170H19L22 174L21 175H23L25 178H24V180H22L23 182L24 181H26L27 182V184H29V183H34V187L36 186V185H39V186H47V187H49V188H51V186L52 185H54L55 183H57V180H55L54 179V177H53V175L55 176L56 174H58V176H60L61 177V179H62V182L63 183H61V182H59L61 179H59L58 180V182H59V184H61V186H60V188L58 187V190H61L63 193H64V195L66 194L67 196H69L68 194L69 193H72V192H74V190H76V189H78V195L74 198V199H76L78 202H77V204H79V201L81 202V200L83 201L84 200V198H85V196H88L89 197V195H92L93 193V191L95 190L94 188H92V187H89L88 185H89V181H87L88 179H86L87 177L86 176H88L89 175V179H90V176L91 175H93L92 173H89V172H87V170H86V167H85V165L83 166V162H84V164L86 163V161H85V158H86V153H83V150H85V148H81L80 147V145H82L81 143H80V145L78 144V141H77V139L75 140V137H74V139H69V138H67L66 140L67 141H65L64 140V138L66 137V134H67V130H66V127H64V128H62L63 129V131H61L60 130V132H62L63 134H65L64 136V138L62 139V141L64 140V142H62L61 141V138H59L58 137V134L60 133L58 130H56V131H58L57 133V135L55 134L56 132H54L53 130L55 129H53V122H51L50 124H52L50 127H48V126H46V127H48V128H46V129H44L45 128V126H42L43 125V123H42V121L40 120V118L38 119V120H40L41 122L39 123L38 121H37ZM39 112H40V110H39ZM225 112H226V114L228 115H225ZM233 112V113H232ZM264 112V111H263ZM41 114H42V112H40ZM47 113V112H46ZM49 113V112H48ZM70 113V112H69ZM155 113V112H154ZM157 113V112H156ZM173 113V112H172ZM230 113H232L231 115H230ZM261 114H262V111L260 112ZM41 114H39V117H40V115ZM61 114V113H60ZM59 114V115H60ZM82 114V113H81ZM151 114H153V112L151 113ZM160 114V113H159ZM158 114V115H159ZM175 114V113H174ZM182 114V113H181ZM264 114V113H263ZM30 115H32V112L30 113ZM29 115V116H30ZM58 115V116H59ZM133 115V114H132ZM154 115V114H153ZM157 115V116H158ZM172 115V114H171ZM171 115H169L168 114V116H170L171 117ZM258 115V114H257ZM7 116H9L8 117V120L9 119H11V121L13 122V121H15V122H13V124H14V126L13 127H15L14 129H13V131H12V129H11V131L9 130V129H6L5 128V126H4V124H5V122H4V119L6 118L7 119ZM55 116V115H54ZM69 116V115H68ZM81 116V115H80ZM147 116V115H146ZM160 116V115H159ZM181 116V115H180ZM260 116V115H259ZM44 117V116H43ZM70 117V116H69ZM132 118H134L133 116H131ZM151 117V116H150ZM200 117H201V119L202 120H200ZM204 117V116H203ZM246 117V116H245ZM254 117V118H255ZM55 118V117H54ZM63 118V117H62ZM61 118V119H62ZM92 118V117H91ZM169 118V117H168ZM179 118H181V117H179ZM183 118V117H182ZM205 118H206V116H205ZM204 118V119H205ZM6 119H5V121H6ZM42 119V118H41ZM46 119V118H45ZM52 119V118H51ZM50 119V120H51ZM146 119H147V117H146ZM156 119V118H155ZM170 119V118H169ZM177 119V118H176ZM251 119V118H250ZM28 120V122H30ZM53 120V119H52ZM55 120V119H54ZM94 120V119H93ZM182 120V119H181ZM263 120V119H262ZM10 121V122H11ZM21 121V120H20ZM44 121V123L46 122L45 120H43ZM92 121V120H91ZM96 121V120H95ZM144 121H145V119H144ZM161 121V120H160ZM165 121V120H164ZM183 121V120H182ZM187 121V120H186ZM229 121V120H228ZM18 122V123H17ZM38 122V123H37ZM78 122V121H77ZM99 122V121H98ZM146 122H148V121H146ZM149 122H150V120H149ZM148 122V123H149ZM156 121H154V123H155ZM174 122H175V120H174ZM177 122V121H176ZM230 122V121H229ZM8 123H9V121H8ZM41 123H42V125H41ZM47 123H49V120L47 121ZM54 123H55V121H54ZM82 123V122H81ZM85 123V122H84ZM96 123V122H95ZM136 123V122H135ZM134 123V124H135ZM148 123H147V125H148ZM151 123L153 124V122L151 121ZM170 123V122H169ZM178 123H179V121H178ZM13 124H11V125H13ZM57 124V123H56ZM65 124V123H64ZM88 124V123H87ZM104 124V123H103ZM181 124V123H180ZM6 125V124H5ZM8 125V124H7ZM11 125L9 124L8 126H7V128H11ZM45 125H47V124H45ZM49 125V124H48ZM58 125V124H57ZM57 125H55L56 127H57ZM75 125V124H74ZM133 125V124H132ZM146 125V124H145ZM149 125H150V123H149ZM171 125V124H170ZM238 125H239V123H238ZM10 126V127H9ZM54 126V127H55ZM60 126L61 127H63L64 125H62L61 123H60ZM66 126H67V124H66ZM93 126V125H92ZM92 126H90V127H92ZM144 126V125H143ZM142 126V127H143ZM172 126V125H171ZM21 127V126H20ZM23 127V126H22ZM26 127H24L25 128V130H27L26 129ZM44 127V128H43ZM96 126L94 125V128H95ZM144 127H146V126H144ZM143 127V128H144ZM150 127H153V125H150ZM174 127V126H173ZM184 128H187V126L185 127V126H183ZM188 127V128H189ZM57 128H59V127H57ZM148 128H149V126H148ZM147 128V130H150V129H148ZM170 128V127H169ZM175 128V127H174ZM263 128H264V125H263ZM61 129V128H60ZM69 129V128H68ZM81 129V128H80ZM93 129V128H92ZM144 129H146V128H144ZM144 129H141V131H140V133L139 134H141L143 131H145ZM24 130V129H23ZM24 130V131H25ZM77 130H78V126H77ZM76 130V131H77ZM98 130H100L99 128L97 129V131ZM102 130V129H101ZM111 130V129H110ZM125 130V129H124ZM131 130V129H130ZM138 130V129H137ZM146 130V131H147ZM171 130H173V129H171ZM175 130H176V128H175ZM174 130V131H175ZM178 130V131H177ZM176 131L177 132H179V127H178V129H177ZM65 131V132H64ZM68 131H70V130H68ZM79 131H81V130H79ZM79 131H77V133L79 132ZM106 131V130H105ZM135 131V130H134ZM139 131V130H138ZM151 131V130H150ZM180 131H181V129H180ZM186 130H184V132H185ZM187 131H188V129H187ZM28 132V131H27ZM82 132V131H81ZM95 131H93V133H94ZM102 133H103V135L105 134L103 131H101ZM107 132V136L109 135L108 134V131H106ZM126 132V131H125ZM132 132H133V130H132ZM137 132V131H136ZM135 132V133H136ZM177 132H176V134H177ZM182 132V131H181ZM184 132H182V133H184ZM190 132V131H189ZM194 132H195V130H194ZM199 132H198V134H199ZM17 133V132H16ZM61 133V134H62ZM80 133V132H79ZM87 133H89V132H87ZM92 133V132H91ZM138 133V132H137ZM146 133V132H145ZM165 133H167V132H165ZM21 134V133H20ZM25 134V133H24ZM28 134V133H27ZM98 134V133H97ZM112 134H114V133H112ZM112 134H111V136H112ZM143 134V133H142ZM186 134L188 135V133L186 132ZM197 134V135H198ZM203 134V133H202ZM201 134V135H202ZM81 135H83L82 133H81ZM88 135L89 134H87V135H85L84 134V136H86V137H84V138H87L88 137ZM94 135H96L95 133H94ZM93 135V137H95ZM99 135V134H98ZM101 135V134H100ZM100 135H99V137H100ZM132 135H134V134H132ZM146 135H147V133H146ZM171 135H172V132H171ZM190 135V134H189ZM201 135H198V138H199V136H201ZM28 136V135H27ZM59 136H60V134H59ZM68 136V135H67ZM111 136L109 137V138H111ZM115 136V135H114ZM136 136V135H135ZM145 136V135H144ZM149 136V135H148ZM159 136V135H158ZM167 136V135H166ZM180 136V135H179ZM181 136H183V137H185L183 134L181 135ZM204 136V135H203ZM208 136V135H207ZM206 136V137H207ZM61 137V136H60ZM62 137H63V135H62ZM70 137L72 138L73 136H71L70 135ZM78 137V136H77ZM76 137V138H77ZM79 137H80V135H79ZM78 137V138H79ZM98 137V138H99ZM105 137V136H104ZM104 137H100V138H102V139H100V140H104ZM142 137L143 136H141V139H142ZM146 137V136H145ZM153 137V136H152ZM162 137V136H161ZM176 137V136H175ZM175 137H173V139L175 138ZM188 137V136H187ZM227 137V138H226ZM81 138V137H80ZM83 138V137H82ZM90 138V137H89ZM92 138V137H91ZM144 138V137H143ZM158 138V137H157ZM163 138V137H162ZM161 138V139H162ZM178 138V137H177ZM195 138H197V136L195 137ZM220 138H222V139H220ZM10 139V140H9ZM21 139V138H20ZM93 139V138H92ZM86 140L87 141V149H88V147H95L96 148V151H94V149L92 150H90V151H93L94 152V154L92 153L91 154V152L90 153H88V154H90L91 156H93V159H94V161H99L98 163H108V164H110L109 162L110 161H101V160H104V158L102 157V155H104L105 156V154H101L102 152L101 151H103V148H104V144H106V143H103V148H101L102 147V145H100L99 143H101L102 141H100L99 142V140H98V142H97V139H93V140ZM107 139V138H106ZM140 139V140H141ZM145 139V138H144ZM143 139V140H144ZM149 139V138H148ZM148 139L147 140H145L146 142L148 141ZM164 140H166L165 138H163ZM172 139V137H171V140H173ZM203 139H205V138H203ZM211 139V140H212ZM241 139V140H240ZM69 140V141H68ZM85 140H83V141H85ZM118 140V139H117ZM116 140V141H117ZM177 140V139H176ZM175 140V141H176ZM142 141V140H141ZM157 141V140H156ZM192 141V140H191ZM196 141V140H195ZM201 141V140H200ZM200 141H198V143L200 142ZM203 141H205V140H203ZM212 141H215V138H214V140H212ZM217 141V142H218ZM230 141H232V140H230ZM251 141H254V143L251 145ZM82 142V141H81ZM104 142V141H103ZM114 143H115V145L117 146V144H116V142L115 141H113ZM150 142V141H149ZM148 142V143H149ZM160 142V140H158V142H150V143H153L154 145L156 144V143H159ZM172 142V141H171ZM208 143H210V141H207ZM206 142V144H208ZM217 142H215L216 144H217ZM223 142V141H222ZM236 142V141H235ZM114 143H112V144H114ZM129 143V142H128ZM174 143V142H173ZM193 143V142H192ZM219 143H221V142H219ZM224 143H227V141L226 142H224ZM224 143L223 144H221V145H223L222 146V148L223 147H225L226 145H224ZM229 143V142H228ZM237 143V142H236ZM86 144V143H85ZM88 144H89V146H88ZM102 144V143H101ZM132 144V143H131ZM144 145H145V143H143ZM153 144H150V147L153 145ZM160 144H162V142H160ZM163 144H164V142H163ZM172 143H170L169 145H171ZM202 144V143H201ZM232 144V143H231ZM233 144H234V141H233ZM101 147H100V146ZM133 145H135V144H132V146ZM173 145V144H172ZM181 145V144H180ZM211 145V146H210ZM210 147H214V146H212V144L210 143ZM213 145H214V143H213ZM217 145H219L220 147H221V145L220 144H217ZM235 145H237V144H235ZM107 146V145H106ZM128 146V145H127ZM136 146V145H135ZM138 146V145H137ZM136 146V147H137ZM156 146H158V145H156ZM156 146H154L155 148V152H156V148H160L161 149V146H159V147H156ZM175 146V145H174ZM198 146V145H197ZM216 146V145H215ZM64 148V150H62L63 148ZM108 147V146H107ZM139 147H140V145H139ZM138 147V148H139ZM141 147H143V146H141ZM163 147V146H162ZM193 147V146H192ZM209 147V149H211ZM240 146H238V147H236V150H234V151H232L231 150V152L229 151L228 152V148H230V146H228V148H225V149H227L226 151L228 152V153H230L232 156L233 155H236L237 157H235L238 161H241V160H239V158L241 157V159L242 158H244V156L245 155H248L247 153L249 152H247L246 154H243V152H240L241 154H239V150H240V148H239ZM16 148V147H15ZM109 148V147H108ZM107 148V149H108ZM130 148V147H129ZM132 148V147H131ZM138 148H137V151H138ZM144 149L146 148V147H143ZM170 148V147H169ZM168 148V149H169ZM171 148H173V146L171 147ZM195 148V147H194ZM202 147H200V149H201ZM204 148V147H203ZM214 148H216V147H214ZM232 148H234V147H232ZM253 148V147H252ZM21 149V150H20ZM100 149H102L101 151H100ZM128 149V148H127ZM196 149V148H195ZM235 149V148H234ZM255 149V148H254ZM110 150V152H111V150H112V147H111V149H109ZM109 150H107V151H109ZM113 150H114V148H113ZM116 150V149H115ZM130 150V149H129ZM133 150H134V148H133ZM133 150H131L132 152H133ZM141 150H142V148H141ZM159 150V149H158ZM157 150V151H158ZM172 151H173V149H171ZM199 150V149H198ZM204 149H202L201 151H203ZM216 150V149H215ZM220 150V149H219ZM222 151H223V149H221ZM221 150H220V152H221ZM250 150H252V149H250ZM105 151V150H104ZM104 151H103V153H104ZM106 151V152H107ZM143 152H144V150H142ZM147 151V150H146ZM151 151V150H150ZM195 151V150H194ZM201 151H198V153L200 152L201 153ZM212 151H214V149L212 150ZM212 151H210V152H212ZM225 151V150H224ZM241 151H242V149H241ZM63 153V152H65V155H67V157H69V158H72V160H70V161H68V162H66L65 161V165L67 164V163H69L67 166H66V168L68 169H65V168H63V169H61V168H57V166H55L57 163H59V162H55V159H56V156H57V159H59V157H58V153ZM118 152V151H117ZM154 152V151H153ZM155 152H154V154H152V156L150 157L151 159L152 158H155V157H153V156H156V158L157 157H159L158 159H160V156L159 155H162V152H161V150H160V152H161V154H156L155 155ZM188 152V151H187ZM203 152H205V151H203ZM216 152H218V149H217V151ZM226 152V153H227ZM251 152V151H250ZM254 151L252 150V152H251V155L253 156V154L255 153H253ZM264 152V151H263ZM115 153V152H114ZM133 153H139L140 155H141V153L140 152H136L135 150H134V152ZM158 153H159V151H158ZM164 153V152H163ZM185 153V152H184ZM206 153V152H205ZM225 152H223V154H224ZM228 153L227 154H225V155H228ZM86 154V155H85ZM110 154V153H109ZM109 154H106L107 156L109 155ZM125 154V153H124ZM149 154V153H148ZM165 154V153H164ZM173 154V153H172ZM177 154V153H176ZM216 154V153H215ZM214 154V155H215ZM218 154V153H217ZM216 154V157H213L214 155H213V153H211V156L213 157V160L212 161H210L211 162V164H212V168L213 167H215V170H213V169H209L208 168V166H210V162L208 163V162H206V161H202V163H195V161H193L194 162V165H193V162H191L192 164H191V166L190 165H188L187 163H188V161L187 160H184V161H186L187 163H180V161H179V165L181 164V166H179V170H178V173L180 174H178L177 173V175L176 176H174V177H176V181L174 182V183H176L177 181H182L181 180V178H185L186 176H184V175H186L185 173H187L188 174V176L186 177L187 179L188 178H191L192 180L196 177V172H197V176H198V174L200 175V173H201V167H203V166H206V168L207 169H209L207 172L210 174V172L213 170L214 171V175H212L213 177L215 176V179H217V182L218 181H220L219 180V178H217V176H219V172L218 171H221L222 172V170H223V172H224V169H226V167H228L230 170H231V173H229L228 175H227V177H228V181H225V182H228V183H224V186H223V189H224V187H228V186H226L225 184H229V185H231L230 183L232 182V184H233V182L235 181V179L237 180V178L238 177H240V176H245V175H248V177H250L249 175H251L252 174V172L254 173V171L257 169V168H259L258 166L260 165V164H262V163H264V162H261L260 160H258V161H254L252 158L250 159V161L247 159L248 157L250 158V157H252V156H248V157H246L245 156V158L244 159H247L246 161L248 162H246L245 160H242L243 162H246V163H243V164H240V163H238L237 161H233L232 160V158H231V161L232 162H235L234 163V166H233V164H231V161H230V159L228 160V158H227V156H222L221 155V153L220 154H218V155H220V156H218ZM228 155V157L229 156H231V155ZM63 155V154H62ZM112 156H113V153L111 154ZM114 155H116V154H114ZM118 155V154H117ZM119 155H121V154H119ZM136 155V154H135ZM135 155H129V157L131 156V159H132V156H134V157H137V156H135ZM146 155H147V153L145 152V158H144V160L146 159L147 160V157H149V155H147V157H146ZM158 155V156H157ZM169 155V154H168ZM167 154H166V156H168ZM171 155V154H170ZM169 155V156H170ZM189 155V154H188ZM198 155V154H197ZM196 155V156H197ZM203 155H204V153H203ZM202 154H201V156H203ZM207 156L209 155V154H206ZM250 155V154H249ZM255 155V154H254ZM263 155V154H262ZM13 156V155H12ZM85 156V157H84ZM111 156V157H112ZM166 156L164 157V159H163V157H161L164 161H165V158H166ZM192 156V155H191ZM195 156V155H194ZM194 156H192V157H194ZM195 156V157H196ZM198 156H200V154L198 155ZM222 156V157H221ZM243 156V157H242ZM256 156V155H255ZM84 157V158H83ZM106 157V156H105ZM140 156H138V158H139ZM141 157H143V154L141 155ZM174 157V159H175V156H173ZM187 157H190V156H187ZM194 157V159L197 161L198 159H201V158H199L198 157V159H196ZM209 157H210V155H209ZM211 157V158H212ZM254 157V156H253ZM258 157L260 158V156L258 155ZM258 157L256 156V158L258 159ZM88 158V157H87ZM89 158H91V157H89ZM87 159V160H91V159ZM115 159L116 158H118V157H114ZM114 158L112 159H110L111 160V162L112 161H115V162H118V164H120V159H118V161L117 160H114ZM119 158H121V156H119ZM124 158H126V156L124 157ZM149 158V159H150ZM183 158V157H182ZM205 159H207V157L205 156L204 157ZM210 158V159H211ZM233 158H234V156H233ZM255 158V159H256ZM62 159V158H61ZM60 159V160H61ZM98 159V160H97ZM106 159H109V157L107 158L106 157ZM121 159H123V156H122V158ZM130 159V160H131ZM142 159V158H141ZM148 159V160H149ZM157 159V160H158ZM170 159H172L171 157H170ZM170 159H167V161H169ZM177 159V158H176ZM185 159V158H184ZM191 159H193V158H191ZM209 159V158H208ZM209 159V160H210ZM262 159V158H261ZM9 160V159H8ZM63 160V159H62ZM61 160V161H62ZM66 160V159H65ZM140 160V159H139ZM173 160V159H172ZM171 160V161H172ZM253 160V161H252ZM93 161V162H94ZM101 161V162H100ZM122 161H125V159L124 160H122ZM126 161H128V160H126ZM136 161V160H135ZM156 161V160H155ZM159 161V160H158ZM163 161V162H164ZM176 161V160H175ZM190 161V160H189ZM241 161V162H242ZM264 161V160H263ZM114 162V163H115ZM142 162H144L145 163V161H143V159H142ZM141 162V163H142ZM152 162V161H151ZM160 162H162V161H160ZM172 162H174V160L172 161ZM168 163V164H170V165H166V166H168V167H166V168H168L169 169V167L173 164V163ZM200 162H201V160H200ZM260 162V163H259ZM56 163V164H55ZM88 164H89V162H87ZM97 163V164H98ZM135 163V162H134ZM143 163V164H144ZM150 163V162H149ZM156 163H158V162H156ZM165 163V162H164ZM163 163V164H164ZM10 164V163H9ZM8 164V162H7V165H9ZM60 164H63V163H60ZM80 166H79V165ZM96 164V165H97ZM107 164V165H108ZM113 164V163H112ZM117 164V163H116ZM117 164V165H118ZM122 164V163H121ZM124 164H125V162H124ZM124 164H122V165H124ZM136 164H138V163H136ZM147 164V163H146ZM151 164V163H150ZM150 164H147V166H150ZM155 164V163H154ZM154 164L151 166V167H153L154 166ZM159 164V163H158ZM174 164L176 165V163L174 162ZM5 165V164H4ZM7 165H5V167L7 166ZM14 165V164H13ZM115 165V164H114ZM117 165H115V168H116V166ZM133 165V164H132ZM157 165V164H156ZM159 165H161V164H159ZM159 165H157V167L159 166ZM62 166V165H61ZM95 166V165H94ZM98 166V165H97ZM106 166V164L105 165H103V167H101L100 165H99V168L101 167V169L102 168H104ZM121 166V165H120ZM127 166V165H126ZM146 166V165H145ZM144 166V167H145ZM174 166V165H173ZM172 166V167H173ZM177 166V165H176ZM262 166V165H261ZM4 167V166H3ZM87 167H89L90 168V166L89 165H87ZM118 167V166H117ZM124 167V166H123ZM140 167V166H139ZM143 167V168H144ZM155 167V166H154ZM156 167V168H157ZM162 167V166H161ZM165 167V166H164ZM172 167H170L171 169H172ZM195 167H197V169L195 168ZM198 167H200L199 169L200 170H198ZM224 167V168H223ZM233 167V168H232ZM106 169H107V166L105 167ZM109 168V167H108ZM120 168V167H119ZM128 168V167H127ZM133 168H135V167H133ZM142 168V167H141ZM146 169H147V167H145ZM149 169H151L150 167H148ZM155 168V169H156ZM159 168H160V166H159ZM175 168V167H174ZM173 168V169H174ZM205 168V169H206ZM210 168H211V166H210ZM223 168V169H222ZM59 169H61V170H59ZM88 169V168H87ZM91 169V168H90ZM97 170H98V168H96ZM99 170V171H102V170ZM106 169H104V170H106ZM136 169V168H135ZM145 169V172L147 171ZM161 169V168H160ZM177 169V168H176ZM175 169V170H176ZM203 169V168H202ZM206 169V170H207ZM222 169V170H221ZM228 169V170H229ZM2 170V169H1ZM59 170V171H58ZM93 170H95L93 167H92V172H94ZM103 170V172H106L107 170H111V174L110 175H112L113 173H112V168H110V169H107L106 171H104ZM119 170V169H118ZM122 170H124L125 171V168L123 169L122 168ZM140 170H142V169H140ZM153 170V168L151 169V175L150 176H152V175H154V174H152V172H154V170ZM162 170V169H161ZM161 170L157 173V175L155 174V177L156 176H159L158 174L161 172ZM164 170V169H163ZM175 170H172L173 172L175 171ZM3 171V170H2ZM89 171V170H88ZM126 171H128V169L126 170ZM138 171H139V169H138ZM144 171V170H143ZM143 171H139L140 173L142 172L143 173ZM156 171V170H155ZM158 171V170H157ZM172 171H167V173L169 172L170 174H168V176H171V174H173V175H175L176 174V172H175V174L174 173H172ZM177 171V170H176ZM199 171H200V173H199ZM148 172V171H147ZM148 172V173H149ZM165 173H166V170L164 171ZM229 172V171H228ZM94 173H96V172H94ZM101 173V172H100ZM108 173V172H107ZM110 173V172H109ZM116 173V172H115ZM125 173V172H124ZM132 173H133V170H132ZM136 172H134L133 174H135ZM142 173L140 174V175H142ZM166 173V174H167ZM202 173H203V171H202ZM212 173V172H211ZM225 173V172H224ZM15 174V173H14ZM17 174V173H16ZM19 174V173H18ZM91 174V175H90ZM96 174H99V173H96ZM122 174V173H121ZM164 174V173H163ZM204 174V173H203ZM206 174V173H205ZM213 174V173H212ZM222 174V173H221ZM220 174V176H222ZM227 174V173H226ZM256 174V173H255ZM95 175V174H94ZM101 175V174H100ZM103 175V174H102ZM109 175V176H110ZM115 175V174H114ZM126 174H124V176H125ZM162 174H160V176H161ZM172 175V176H173ZM208 175V174H207ZM14 176V175H13ZM17 176V175H16ZM119 176V175H118ZM136 176H137V174H136ZM147 176V175H146ZM145 176V177H146ZM149 176V175H148ZM166 176V175H165ZM171 176V177H172ZM202 176V178H201V180L204 178L203 177V175H201ZM210 176H211V174L210 175H208L207 177H209L208 179H210ZM219 176V177H220ZM18 177V176H17ZM86 177V178H85ZM93 177V176H92ZM97 177H99V175L98 176H96L95 175V178H93L92 180H95ZM102 177V176H101ZM115 177H117L116 175H115ZM129 177V176H128ZM153 177V176H152ZM151 177V178H152ZM155 177H154V179H155ZM162 177V176H161ZM160 177V178H161ZM163 177H164V175H163ZM167 177V176H166ZM166 177H165V180H166ZM199 177L198 178H195L194 180H193V182H194V184L196 183L195 181H196V179H199ZM205 177H206V175H205ZM226 177V176H225ZM226 177V178H227ZM246 177V176H245ZM251 177H253V176H251ZM250 177V178H251ZM258 177H260V176H258ZM264 177V176H263ZM56 178V177H55ZM58 178V177H57ZM109 178V177H108ZM142 178L143 177H141V180H142ZM184 178H183V181H184ZM185 178V179H186ZM212 178V177H211ZM225 178V179H226ZM247 178V177H246ZM66 179H68V182H67V180ZM98 179V178H97ZM102 179V178H101ZM118 179V178H117ZM127 179V178H126ZM133 179V178H132ZM148 179V178H147ZM157 179V178H156ZM206 179V178H205ZM221 179V178H220ZM222 179H224V177L222 178ZM221 179V180H222ZM255 179V178H254ZM260 179V178H259ZM258 179V180H259ZM15 180V179H14ZM65 180H66V183H65ZM103 180V179H102ZM102 180H100V182L99 183H101L102 184ZM113 180V179H112ZM115 180V179H114ZM165 180H163V181H165ZM167 180H168V178H167ZM167 180L165 181V182H167ZM192 180H190V182H189V184L190 185H188L187 183V180H186V186L188 185V191H187V189L184 191L185 193H190V191H192L193 192V187H192ZM200 180V181H201ZM212 180L214 181V178H212ZM239 180V179H238ZM247 180H249L248 178L246 179V181ZM251 180V179H250ZM257 180V179H256ZM262 180V179H261ZM264 180V179H263ZM262 180V181H263ZM2 181V180H1ZM21 181V180H20ZM97 181V180H96ZM95 181V182H96ZM102 181V182H101ZM145 181V180H144ZM143 181V182H144ZM155 181V180H154ZM153 181V182H154ZM199 181V182H200ZM203 181V184H205L204 183V179L202 180ZM244 181H245V178H244ZM260 181V180H259ZM261 181V183H262V185H264L263 184V182ZM7 182V181H6ZM89 182V183H88ZM94 182V183H95ZM98 182V181H97ZM124 182H125V179H124ZM127 182V181H126ZM162 182V181H161ZM207 182V181H206ZM211 182V181H210ZM256 182V181H255ZM255 182H251L250 181V183H252V184H250V185H255V186H257V182L255 183ZM92 183V182H91ZM99 183L97 184V185H99ZM104 183H107L106 182V179H105V181H104ZM112 183V185L110 186V188H112L111 189V192H115L116 194H117V196H116V194H115V196L113 197V201H108L107 202V204H109L110 202L113 204L114 203V206L117 208L118 206L116 205V204H120V203H118V202H121L122 200H124V196L122 195V192L124 193V190L125 189H123V188H121L119 185H121L122 183H121V179H120V183L119 184H116V185H113V183H114V181L113 182H111ZM111 183H109V184H111ZM116 183V182H115ZM118 183V182H117ZM129 183H131L130 181H129ZM145 183V182H144ZM147 183V182H146ZM152 183V182H151ZM155 183V182H154ZM153 183V184H154ZM178 183V182H177ZM202 183V182H201ZM208 183V182H207ZM2 184V183H1ZM21 184V183H20ZM132 184V183H131ZM138 184H139V182H138ZM141 185H142V183H140ZM163 184H164V182H163ZM163 184H161V186L163 185ZM196 184H199L198 182L196 183ZM211 184V183H210ZM210 184H208V185H210ZM217 184V183H216ZM234 184H236V182H234ZM237 184H240V183H238V181H237ZM244 184V183H243ZM246 184V186H247V184L248 183H245ZM31 185L32 184H30V188H33V186L31 187ZM102 185H104L105 186V184H102ZM118 185V186H117ZM125 185H126V183H125ZM127 185H129V184H127ZM127 185H126V187H127ZM133 185V184H132ZM137 185V184H136ZM136 185H135V187H136ZM147 185V184H146ZM158 185H160V183L158 184ZM177 185V184H176ZM175 184H173V186H174V190H172L170 193H169V189H168V195H170L169 196V198H167L168 200L172 197V198H178V197H174L176 194H174L177 190V186H176ZM205 185H207V184H205ZM204 185V186H205ZM221 185V184H220ZM262 185L261 186H257V187H260L259 188V190L260 191H262L261 190V188H262ZM104 186H103V188H101V189H103L104 190ZM154 186H156V185H154ZM154 186H152L151 185V188L154 190ZM184 185H182L181 187H179V188H184L183 187ZM196 186V185H195ZM194 186V187H195ZM202 189H203V186H201V185H199ZM244 186V185H243ZM255 186H254V188H255ZM55 187H56V185H55ZM56 187V188H57ZM107 187V186H106ZM108 187H109V185H108ZM107 187V188H108ZM122 187H124V188H126L125 186H122ZM130 186H128V188H129ZM133 187V186H132ZM140 187V186H139ZM230 187V186H229ZM238 187V186H237ZM44 188V187H43ZM97 188H98V186H97ZM147 188L149 189L150 187H148L147 186ZM158 188H159V186H158ZM192 188V189H191ZM195 188H198V187H195ZM209 187L207 186V189H208ZM244 188V187H243ZM250 188V187H249ZM251 188H253V187H251ZM250 188V189H251ZM254 188H253V190H254ZM80 189V190H79ZM94 189V190H93ZM100 189V190H101ZM106 189V188H105ZM131 189H133V188H131ZM157 189V188H156ZM185 189V188H184ZM184 189H180V191L182 192ZM189 189H190V191H189ZM198 189H200V188H198ZM205 189V188H204ZM229 189V188H228ZM235 189H237V188H235ZM241 189V188H240ZM239 189V190H240ZM249 189V190H250ZM257 189V188H256ZM36 190V189H35ZM54 190V189H53ZM97 190V189H96ZM95 190V191H96ZM99 190V191H100ZM110 190V189H109ZM134 190V189H133ZM136 190V189H135ZM138 190V189H137ZM150 190V189H149ZM179 190V189H178ZM195 190V189H194ZM197 190V189H196ZM238 189H237V191H236V193L239 191ZM248 190V189H247ZM258 190V189H257ZM60 191V192H61ZM102 191V190H101ZM105 191V190H104ZM130 191V190H129ZM129 191H128V193H129ZM139 191H140V189H139ZM142 191V190H141ZM187 191V192H186ZM200 191H201V189H200ZM200 191H198V192H200ZM241 191V190H240ZM239 191V192H240ZM250 191H252V189L250 190ZM103 192V191H102ZM110 192V191H109ZM191 192V193H192ZM41 193H43V192H41ZM48 193V192H47ZM51 193V192H50ZM50 193H49V196H50ZM75 193H76V191H75ZM101 193V192H100ZM100 193H98V194H100ZM131 194H130V197L132 196V192H130ZM154 193V192H153ZM153 193H151L152 194V196H153ZM156 194L158 193V192H155ZM194 193V192H193ZM201 193V192H200ZM222 193H224V191H222ZM241 193V192H240ZM240 193H239V195H240ZM245 193V192H244ZM249 193V192H248ZM259 193V192H258ZM257 193V194H258ZM261 193V192H260ZM46 194V193H45ZM103 194V193H102ZM109 194V193H108ZM108 194H105L106 196L108 195ZM112 194H114V193H112ZM135 194V193H134ZM136 194H138V192L136 193ZM135 194V195H136ZM202 194V193H201ZM4 195V194H3ZM25 195V194H24ZM35 195V194H34ZM110 195V194H109ZM143 195V194H142ZM141 195V196H142ZM146 195H148V194H146ZM145 195V196H146ZM167 195V196H168ZM193 196H194V194H192ZM190 196L192 199L194 198L193 196ZM195 195H197V196H199L198 195V193H196ZM204 195V194H203ZM202 195V196H203ZM224 195V194H223ZM222 195V196H223ZM66 196V197H67ZM92 196H94L95 198L94 199H98V197H100V196H98V197H96L95 195H92ZM106 196H104V198H103V201H107V199H105V198H111L113 195H111V197H106ZM126 197L127 196H129V194L127 195H125ZM138 196H140V195H138ZM138 196H136V197H138ZM178 196V195H177ZM125 197V201H123L122 203L123 204H125V203H127L128 201V199ZM135 197V196H134ZM87 198V197H86ZM101 198V197H100ZM143 198V197H142ZM147 198V197H146ZM155 198L157 199V203H158V199L159 198H157L156 196H155ZM198 198H200V197H198ZM91 199H92V197H91ZM135 200H139V202L140 203H142V204H144L143 202H144V200L143 199H141V197L140 198H134ZM148 199H149V197H148ZM152 199H153V197H152ZM156 199H154V200H156ZM161 199V201H162V199L163 198H160ZM203 199V198H202ZM75 200V201H76ZM86 200H88V199H86ZM99 200V199H98ZM101 200V199H100ZM131 200V202L132 201H134V200H132V199H130ZM137 200V201H138ZM143 200V201H142ZM153 200V201H154ZM165 200H166V198L164 199V203H165ZM168 200H166L167 202H168ZM173 200V199H172ZM170 201V202H173V201ZM175 200V199H174ZM186 200V199H185ZM42 201V200H41ZM90 201V200H89ZM97 201V200H96ZM137 201L135 202V204L137 203ZM148 201V200H147ZM177 201V200H176ZM175 201V202H176ZM178 201H179V199H178ZM177 201V202H178ZM181 201H183V203H182V205L184 204V200H181ZM33 202V201H32ZM86 202H88V201H86ZM91 202H93V199H92V201ZM104 202V203H105ZM146 202V201H145ZM169 202V203H170ZM176 202V203H177ZM216 202V201H215ZM84 202H82L81 204H79V205H77L78 206V208L81 210V208L83 207V206H85L84 204H83ZM95 203V202H94ZM96 203H98V201L96 202ZM101 203V202H100ZM104 203H103V205H104ZM148 203V202H147ZM160 203V202H159ZM169 203H167V204H169ZM175 203V204H176ZM208 203V202H207ZM49 204H50V202H49ZM76 204V203H75ZM87 204V203H86ZM93 204V203H92ZM102 204V203H101ZM132 204V203H131ZM178 204H180V202L178 203ZM178 204H176V205H178ZM53 205V204H52ZM52 205H51V207H52ZM100 205V204H99ZM121 206H122V204H120ZM134 205V204H133ZM133 205H132V207H133ZM139 204L137 203V206H138ZM155 205H156V203H155ZM170 205V204H169ZM171 205H173V203H171ZM182 205H179L178 207H175L174 209H176V210H174V211H171L172 212V214H173V212H174V214H175V211H176V213L178 214V218L179 217H182V216H179V215H181L182 213V215H183V217H184V212H182V213H179L180 211H181V207L183 208V206ZM186 205L187 206H189L190 204H185V207H184V209H185V212L187 213V211L188 212H190L189 214H191V215H187L188 216V218L190 217V216H192L191 218H193V220H194V216H195V219H197L199 216H196L197 215V213H198V210L199 209H201V208H196L195 206H197L198 207V205H195V206H193V204L191 203V205L193 206H189V207H186ZM199 205H201L202 206V204H199ZM206 205V204H205ZM82 206V207H81ZM96 206H98V205H96ZM114 206H112V212H114V211H116V210H114L113 209V207ZM128 206H129V204H128ZM136 206V207H137ZM145 205H143V207H144ZM168 206V205H167ZM173 206H175V205H173ZM172 206V207H173ZM181 206V207H180ZM209 207V205H206L205 207ZM214 206V205H213ZM103 206H101V208H102ZM111 207V206H110ZM120 207V206H119ZM118 207V208H119ZM124 207V206H123ZM134 207H135V205H134ZM133 207V208H134ZM141 207V209L142 210H147V209H143L142 208V205L141 206H139V207H137V208H140ZM165 207V206H164ZM180 207V208H179ZM205 207H203V208H205ZM208 207L207 208H205V209H208ZM62 207H60V209H61ZM127 208V207H126ZM131 208V207H130ZM129 208V209H130ZM159 208H160V206H159ZM161 208H163V207H161ZM170 209L169 210H173V209H171V207H169ZM202 208V209H203ZM210 208H211V210H212V206L211 207H209V211H210ZM11 209V208H10ZM56 208H54V210H55ZM97 209V208H96ZM104 209V208H103ZM106 209H109V207L107 206L106 207ZM105 209V210H106ZM128 209V208H127ZM128 209V210H129ZM132 209V208H131ZM136 209V208H135ZM164 209H166V208H163L162 210H164ZM198 209V210H197ZM204 209V210H205ZM53 210V211H54ZM75 210V209H74ZM114 210V211H113ZM118 210V209H117ZM134 210V209H133ZM140 210V209H139ZM183 210V209H182ZM257 210V209H256ZM50 211V210H49ZM107 212H108V210H106ZM123 211V210H122ZM134 211H136V210H134ZM166 211H167V209H166ZM199 211H202V210H199ZM205 211H207V210H205ZM255 211V210H254ZM107 212H104L103 211V213H107ZM110 212V211H109ZM138 214H139V212L138 211H136ZM147 212V211H146ZM158 211H156L155 213H157ZM60 213H62V212H60ZM64 213H66V212H64ZM64 213H62L61 215H59L58 216V221L63 225V222L66 224V222L70 219L68 216H71V215H68L67 217L66 216H64ZM72 213V212H71ZM78 213V212H77ZM115 213H121L122 214V212H115ZM132 213V212H131ZM131 213H129L130 214V216H132L131 215ZM142 213V212H141ZM140 213V214H141ZM199 213H201V212H199ZM198 213V214H199ZM203 213H205V212H203L202 211V213L201 214H203ZM207 213H208V211H207ZM43 214V213H42ZM91 214V213H90ZM109 214H111V213H109ZM128 214V213H127ZM129 214H128V216H129ZM138 214H136V215H138ZM140 214L138 215V216H140ZM144 214H145V212H144ZM143 214V215H144ZM158 214V213H157ZM166 214H170V212H166ZM188 214V213H187ZM206 214V213H205ZM204 214V215H205ZM209 214H211V212L209 213ZM215 214V213H214ZM50 215H51V213H50ZM54 215V214H53ZM66 215V214H65ZM107 215H108V213H107ZM117 215V214H116ZM142 215V216H143ZM146 215V214H145ZM207 215V214H206ZM63 216H64V218H63ZM112 216V215H111ZM208 216H210V215H208ZM215 217H216V214L214 215ZM221 216V215H220ZM46 217H48V216H46ZM56 217H57V215H56ZM73 217V219H77V216L73 213V215L71 216V218ZM80 217V216H79ZM78 217V218H79ZM84 217V216H83ZM88 217V216H87ZM91 217V216H90ZM102 217V216H101ZM132 217H135V214H134V216H132ZM156 217V216H155ZM168 217V216H167ZM175 217H176V214H175ZM182 217V218H183ZM197 217V218H196ZM201 217V216H200ZM40 218H41V216H40ZM50 218V217H49ZM86 218V217H85ZM82 219L83 221L84 220H86V219ZM93 218V217H92ZM95 218H97V216L95 217ZM98 218H99V216H98ZM116 218H118V217H116ZM137 218V217H136ZM136 218H134V219H136ZM148 218V217H147ZM152 218V217H151ZM158 218V217H157ZM156 218V219H157ZM177 218V219H178ZM212 218H213V216H212ZM219 218V217H218ZM221 218V217H220ZM46 219V218H45ZM56 219V218H55ZM72 219V221H74ZM76 219H75V221L74 222H76ZM80 219V221H82L81 220V217L79 218ZM78 219V220H79ZM91 219V218H90ZM133 219V220H134ZM142 219H145V218H142ZM149 220V221H144V220H141V216H140V219H138L137 218V220H136V222H135V225H134V223L132 224V226H134V229H133V231H137L138 233L137 234H139L140 233V231H141V233H142V230H143V228H147L148 226H157V227H153L152 229L153 230H151V229H149V231H150V236L152 235L153 237H154V235L155 236H159V237H163L164 235H165V239H167V238H173V234H174V231L176 232V230H177V227H176V229H175V227H173L175 224H173L172 223V221H171V223H172V225L173 226H171L170 224V228H171V230L172 229H175V230H172V232H173V234H172V232H170L169 230L170 229H168L169 227H167V223H166V220H163L162 219V216H161V218L160 219H157V220ZM173 219H174V217H173ZM180 219V218H179ZM185 219H187V218H185ZM200 219V218H199ZM204 219V218H203ZM211 219V218H210ZM93 220H94V218H93ZM176 220V219H175ZM182 220V219H181ZM181 220H178L179 222L181 221ZM188 220V219H187ZM189 220H191V219H189ZM193 220H191V221H193ZM213 220H215V219H213ZM41 221V220H40ZM54 221V220H53ZM87 221H89V220H87ZM115 221V220H114ZM113 221V222H114ZM135 221V220H134ZM177 221V220H176ZM175 221V222H176ZM177 221V222H178ZM200 221H202V220H200ZM216 221V220H215ZM52 222V221H51ZM50 222V223H51ZM78 222V221H77ZM91 222V221H90ZM90 222H87L88 224L90 223ZM94 222H95V220H94ZM116 222V221H115ZM118 222V221H117ZM122 222V221H121ZM164 222H165V224H164ZM182 222V221H181ZM190 222V221H189ZM189 222H188V224H189ZM195 220L193 221V224L195 225ZM59 223V224H60ZM69 223V222H68ZM78 223H80V222H78ZM82 223L83 222H81V225H82ZM119 223V222H118ZM117 223V227L119 226V224ZM199 222L197 221V223L196 224H198ZM207 223V222H206ZM215 223V222H214ZM96 224V223H95ZM114 224V223H113ZM191 225H192V223H190ZM200 224V223H199ZM209 224V223H208ZM244 224V223H243ZM54 225V224H53ZM73 225H74V223H73ZM78 225V224H77ZM80 225V224H79ZM87 225V224H86ZM92 225V224H91ZM94 225V224H93ZM92 225V226H93ZM168 225V226H169ZM176 225L178 226V225H180L179 223L177 224L176 223ZM175 225V226H176ZM186 225H187V223H186ZM200 225H202V224H200ZM84 226V225H83ZM104 226H106V225H104ZM110 226H112V225H110ZM114 226H115V224H114ZM114 226H112V227H114ZM164 226H166L167 227V231H166V233H164V234H161V231H163L164 230ZM181 226L183 227H185V223H183V225L181 224ZM63 227V226H62ZM65 227V226H64ZM91 227V226H90ZM89 227V228H90ZM111 227V228H112ZM127 227V226H126ZM173 227V228H172ZM190 227V226H189ZM200 227H202V226H200ZM110 227H108L107 229H109ZM151 228V227H150ZM181 228V227H180ZM191 228V227H190ZM213 228V227H212ZM216 228V227H215ZM65 229V228H64ZM70 229V228H69ZM83 229H85L84 227H83ZM91 229V228H90ZM98 229H100V228H98ZM106 229V230H107ZM118 230L119 229H121L120 228V226H119V228H117ZM156 229V230H155ZM182 229V228H181ZM192 229H193V227H192ZM195 229V228H194ZM193 229V230H194ZM210 229V228H209ZM61 230V229H60ZM87 230V229H86ZM89 230V229H88ZM102 230V229H101ZM110 230V229H109ZM108 230V231H109ZM112 230V229H111ZM110 230V231H111ZM115 230H116V228H115ZM146 230V229H145ZM212 230V229H211ZM46 231V233H48L49 235H57L59 232L57 231V229L55 230V228H54V230L53 229H47V230H45ZM70 231V230H69ZM95 231V230H94ZM103 231V230H102ZM110 231L108 232V234L110 233ZM148 231V232H149ZM191 231V230H190ZM203 231V230H202ZM58 232V233H57ZM61 232V231H60ZM87 232V231H86ZM101 232V231H100ZM132 232V231H131ZM165 232V231H164ZM181 232V231H180ZM183 232H184V230H183ZM182 232V233H183ZM186 232V231H185ZM211 232V231H210ZM35 233H36V231L35 232H33L32 234L33 235H35ZM39 233V232H38ZM38 233H36V234H38ZM90 233V232H89ZM93 233V232H92ZM112 233V232H111ZM140 233V234H141ZM145 233V232H144ZM177 233H178V235L180 234L178 231H177ZM177 233H176V235H177ZM181 233V234H182ZM189 233V232H188ZM212 233V232H211ZM64 234V233H63ZM107 234V233H106ZM133 234V233H132ZM135 235H136V233H134ZM180 234V235H181ZM206 234H207V232H206ZM213 234V233H212ZM211 234V235H212ZM60 235V234H59ZM85 235V234H84ZM86 235H87V233H86ZM101 235H104V240H105V238H106V240L107 239H109V240H113V241H116V242H120V243H122V244H125V246H126V243H123V240H121V239H119V238H116L118 235H116V237H113V236H110V235H106L105 236V234H102L101 233ZM147 235H148V233H147ZM161 235V236H160ZM163 235V236H162ZM175 235V234H174ZM183 235V234H182ZM190 235H193V234H190ZM210 235V234H209ZM216 235V234H215ZM64 237H67V235H63ZM62 235H61V237H63ZM90 236V235H89ZM94 236V235H93ZM98 236V235H97ZM128 236V235H127ZM134 236V235H133ZM143 236V235H142ZM149 236V237H150ZM195 236V235H194ZM208 236V235H207ZM33 237V236H32ZM87 237V236H86ZM95 237V236H94ZM129 237V236H128ZM127 237V238H128ZM181 237V236H180ZM198 237V236H197ZM211 237V236H210ZM216 237V236H215ZM68 238H69V235H68ZM130 238V237H129ZM128 238V239H129ZM136 238V237H135ZM151 238V237H150ZM156 238V237H155ZM164 238L162 239V240H164ZM175 239H176V236L174 237ZM199 238V237H198ZM197 238V239H198ZM211 238H213V237H211ZM217 238V237H216ZM19 239H22L20 236H19ZM24 239V238H23ZM132 239V238H131ZM152 239V238H151ZM159 238H157L156 240H158ZM177 239H178V237H177ZM182 239V238H181ZM184 239L185 238H183L182 240V242L184 243ZM168 240V239H167ZM179 240V239H178ZM209 240H210V238H209ZM212 240V239H211ZM140 242V241H139ZM169 242V241H168ZM187 242H189V241H187ZM197 242V241H196ZM165 243H167V242H165ZM194 243V242H193ZM199 243V242H198ZM209 243V242H208ZM185 244H186V242H185ZM190 244V243H189ZM197 244V243H196ZM131 245V244H130ZM188 245V244H187ZM136 246H138V245H136ZM191 246V245H190ZM217 246V245H216ZM127 247V246H126ZM129 247V250L131 249L132 250V256L133 257H135V256H139V255H141V256H145V252L142 250V248L140 249V247H134V246H128ZM115 251V250H114ZM178 252V251H177ZM173 254H175V253H173ZM181 254H182V252H181ZM180 254V255H181ZM183 254H184V252H183ZM106 255V254H105ZM109 255V254H108ZM172 255V254H171ZM213 255V254H212ZM110 256V255H109ZM176 256V255H175ZM178 256V255H177ZM182 256V255H181ZM184 256V255H183ZM183 256H182V258H183ZM186 256H188V255H186ZM167 257H168V255H167ZM192 259H193V257H191ZM191 258H189V260L191 259ZM184 259V258H183ZM107 260V259H106ZM116 260V259H115ZM122 260V259H121ZM169 260V259H168ZM177 260V259H176ZM111 261V260H110ZM136 261V260H135ZM101 262V261H100ZM177 263V262H176ZM180 263V262H179ZM193 263V262H192ZM87 264V263H86ZM150 264V263H149ZM152 264V263H151ZM155 264V263H154ZM181 264V263H180Z\"/></svg>","mask_w":264,"mask_h":264}]
</instances>
